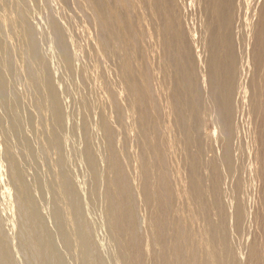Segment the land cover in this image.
I'll list each match as a JSON object with an SVG mask.
<instances>
[{
    "label": "bare ground",
    "instance_id": "1",
    "mask_svg": "<svg viewBox=\"0 0 264 264\" xmlns=\"http://www.w3.org/2000/svg\"><path fill=\"white\" fill-rule=\"evenodd\" d=\"M32 1V0H31ZM36 1V0H35ZM38 1H40L41 2V0H38ZM38 1H36L37 3H38ZM56 1V0H55ZM54 1V2H55ZM58 1V0H57ZM62 2L61 3H66L67 2V0H61ZM70 1V0H69ZM73 1V0H72ZM75 1V0H74ZM79 1V0H78ZM81 2H82V0H80ZM79 1V2H80ZM125 1V0H124ZM127 1V0H126ZM129 1H131V0H129ZM138 1V0H137ZM140 1V0H139ZM137 2V3H140V2ZM148 1V0H147ZM171 1V0H170ZM187 1V0H186ZM199 1V0H198ZM204 1V0H203ZM213 1H215V0H213ZM237 1V0H236ZM249 1V0H248ZM27 0L25 1V0H0V99L2 100V104H4V106H5V108L3 109V110H6V117L10 120V122L9 121H7L8 123H10L9 125H8V128H6V126L5 127H3L5 130H2L1 128V130L2 131H4V133L2 134V137H1V139H3L4 138V142L3 143H5V144H3V143H1V139H0V143L2 144V147H4V145H5V148L4 149H6V150H3L4 152H2L1 154H2V157H3V153H5V157H3V159H2V161H4V158H5V163L7 162L8 163V168H7V165H6V168L8 169V171H7V169H6V171L8 172V175H9V177H6L7 179H9V181H8V185L6 184V186H9L10 184H9V182L11 183V185L9 186L10 188H11V186H12V188H11V192H12V189H13V195H14V198H12L13 200L12 201H14L15 203H16V206H14V207H16L17 209H15L14 208V210L16 211L17 210V214H16V216L18 217L19 215H20V217H21V219L18 217L17 219H20L19 220V223H18V221H17V223L18 224H22L21 226L19 225L18 226V224H17V226L18 227H21V229H20V235L18 234L19 232H18V229L16 230L18 233H16L17 235H19L20 236V239L21 240H19V243H20V241H21V245H19L18 244V246H20V247H22V248H17L18 250L17 251H19V249H20V251L19 252H21L22 253V251H24L26 254L25 255H27V256H25V258L26 257H28V263L29 264H235V262H236V260H234L233 258H230V260H234V262L233 261H230L229 259H228V256H231V255H229L230 253H231V250H229V248L233 245V247H234V243L233 244H231V246H230V244H229V246L230 247H228V243H226V239H225V237L224 236H227L226 235V233L228 232L229 233V230L231 229L232 231L234 230V229H232V228H234V227H237V224H239V222L241 223V221L243 222V221H246V223H247V220H241L240 218H241V214L245 211H243L242 210V212L240 211L241 209V206L240 205H242L241 203H240V208L238 207V204L235 206V204H233L232 202V204L234 205V206H232V207H230V211L231 210H233L232 212H231V215H229V218L227 217V218H224V216L222 215V213L224 214V212H222L223 211V209L221 210V212L222 213H220V209H218L219 207H221V205H220V203L222 202V201H220V203L219 204H217L216 202H215V199L217 198L216 196H215V199L213 200H211V199H209V200H206V197H205V192H204V189L202 188V186H201V184H200V181H201V177L200 176H198L197 175V168L202 164H200V165H197V164H199L197 161H195L196 160V158H198V157H195V155H197L198 153H200V152H198V150L199 149H201V148H199V147H197L196 146V148H198V150L197 149H195V154L193 155L194 157H195V160L193 159V156H188L187 157V154H186V152H187V150H186V152L184 151V147H186V144L184 143V145L182 146L181 145V140L182 139H180V137L179 138H175V139H173V141L172 140H170V137H169V141H167V140H164L165 138H167V137H164L163 138V135L162 134H164V135H166L167 136V134H165V133H168L170 130L172 131V129H170L171 127L173 128V126H170L169 125V123H170V118L172 117V116H174V112H172L173 111V109H174V106L176 107V105L175 104H173V102H174V100H172L171 99V96L170 97H167V102L166 103H164L165 101H166V99H165V101L163 102L162 101V103H164V105L166 104V111H165V109L163 110V111H165V112H163V113H165V114H167V115H165L166 117H167V119L165 118V120L163 119V120H161V117H165V116H163V115H161L160 114V109L162 108H159V111L157 110V108H156V104L158 105L160 102H158V103H156L155 102V98H154V96H152V95H155V91L153 90V89H155L156 90V88H153V86L152 87H150L151 89H152V93H154V94H152L151 93V89L149 90V81L150 80H153V79H150L149 80V78H151L152 76H148L147 74H149L150 75V70L152 69H147V70H149L148 72H150V73H147V74H145L144 73V71H143V69L141 70V71H139L140 69V66L139 65H137L135 62V59H134V61H133V55L134 54H136V53H139L138 51L136 52L135 50H134V45H133V42L134 43H136L135 42V40H133V39H136V41H137V44H138V40H137V38L139 37H141L140 36V31H138V30H140V29H136V25L137 24H135L134 26H132L131 24H128V23H126V21H125V19L123 18V10H125V6H126V4L124 5L123 4V2L121 1V0H85V3H86V8H89V10H90V12H91V15L89 16V15H87L88 16V19L90 18V17H92V20L93 21H91V22H93L94 23V25H95V27H96V30L98 31V34H97V37L96 36H94V38L97 40V42L95 41V39L93 38V37H91V32L92 31H95V30H93V28H92V31L90 30V33H89V31H88V33L90 34L89 36L91 37V38H93L94 39V41L97 43V44H95V46H94V49H96V51H98V52H100L99 54H104V53H106V54H111V55H109L110 57H112V56H114L113 58L115 59H117V61L115 62L114 61V59L113 60H111V58L109 59L110 61H114V64L115 63H118V65H119V68L118 69H120L119 71L122 73V75H121V77H120V79H119V76H120V74H119V76H117V79H119V83H120V85H121V83H122V87H123V89H121L120 88V85H119V88L118 89H121L120 91H122V92H124L125 91V93L124 94H126V96H124V101H126L127 100V103L125 102V109L128 107V111H126L127 113H128V116L126 115V113L125 114H123V110H125V109H123V105L122 104H120L119 103V101H120V99H119V97H120V91H116L117 89H116V87H113V88H115V90L111 87V86H106V88H105V92L107 91V94L109 95V97H111V98H109L110 100H111V104H112V109H114V115H116V117H111V114H113V113H111L110 115H109V112L107 113V110L110 108L109 106H108V104H105V103H103L102 101L103 100H100L102 103H103V105H101L102 103H99V101L98 100H95V95L92 93V91H93V89H92V86H93V83L95 82V80H94V78H95V76L93 77V75L91 74V73H89V70H90V72H92L91 71V69H93L92 67H91V65H90V68L91 69H89V66L87 67V65H85L84 63H83V60H85L84 59V56H83V54L84 53H82V56H83V58H82V56L80 55L81 53L79 52V51H77L76 50V47L79 45V44H82L83 42H84V40L82 41L81 39V43L79 42V44H77V46L75 47L74 46V44H75V42L74 41H72V38H71V36L70 35H72V34H68V32H70L71 33V31H73V30H75L74 32H76V29H73L72 30V28L73 27H75V26H77V28H78V23L76 22V24L77 25H75L74 26V22H72V18H71V22L73 23V24H70V23H66L65 21V19H64V17H65V15H67L68 16V14L67 13H69V12H65V11H68V10H63L66 14L65 15H63L62 17H63V20H65L64 22L65 23H63L61 20H59V17H57L56 15H54L55 13H49V16H48V19H47V22L45 23L46 25H44V26H46V32H44V30H42L44 33H42L44 36H45V38L49 41V44H50V46H48L49 44H48V42H46L47 40L45 39V42H46V44L44 43V40H42V43L43 44H45L47 47H50V49L49 50H51V52L52 53H54L55 55L53 56V54L51 53V55L53 56V57H55L56 56V59L58 60V66H60L61 67V69H63V70H59V67H58V70L61 72L60 73V75L62 74H64L65 72L64 71H66L67 73H69V76H70V74H71V77H73L74 75V77H75V79H76V76H77V79H80V80H78L79 81V84H80V81H81V86L82 87H80V93H81V91H82V93L81 94H79L78 95V93H77V95L79 96V97H76V93H75V97H74V99L76 100V98H78V102L79 103H77L79 106L78 107H76L78 110H79V112L77 113V114H80L81 116V118H82V120H80L81 118H79V120L81 121V125H80V127H79V125H78V123H77V127L74 129V130H72V131H76V129H77V131L78 130H80V131H82V132H80V131H78V132H80V133H83V136H84V140H83V144L82 145H80L79 143H80V141H79V143L78 142H75V144L77 143V144H79V146L80 147H77L78 145H76V147L78 148V149H76V147H75V149H74V147H70L71 146V144L69 145V143L70 142H74V141H71V138H72V140H73V138H74V136L76 135H79L78 133L77 134H75L74 132V134H72V133H70V134H72L71 135V138H69L70 139V141L68 140V137L70 136L69 134V136L67 135V133H66V128H67V125H66V122H67V117H68V114H67V111L64 109L65 108V106L63 105V103H65V101H66V99L67 98H65V101L62 103V100H63V98H61V96H63L62 95V93H61V91H60V85L61 84H58V83H56V82H60L59 80H61L62 81V79H60V77L61 78H63L64 77V79H63V81H65V79H67L68 78V76H66L67 78H65V76H63L62 77V75L60 76L58 73L56 74V75H58V76H60L59 77V79H58V77H57V80H56V82H55V80H54V75H53V72H52V70L50 69V67H49V62H50V60L52 59H50L49 61H48V56H46L47 54V52L45 53V54H43L42 53V51L39 49L40 48V46L42 45V43H41V45L39 46V41H38V38L39 37H41V35H39V33H38V36H37V30L35 29L36 27L37 28H40L41 26H42V24L41 23H43V22H45V17L43 18L42 17V19H43V22H41V21H39L38 23H40L41 25L40 26H38L37 25V22H36V24L34 23L35 21L32 19V17L30 16V15H33V14H30L29 15V12H28V9H30L27 5ZM35 2V3H36ZM48 2V1H47ZM46 2V4H48ZM53 2V1H52ZM60 2V1H59ZM78 2V3H79ZM80 2V3H81ZM132 2V1H131ZM143 2H145V3H147L146 2V0L145 1H143ZM149 2V1H148ZM153 2V1H152ZM154 2H155V0H154ZM153 2V4H155ZM159 2V1H158ZM163 2V1H162ZM216 2V1H215ZM223 2V1H222ZM234 2V1H233ZM246 2V1H245ZM29 3V2H28ZM45 3V2H44ZM49 3H51V2H49ZM77 2H75V4H76ZM79 3V4H80ZM84 3V4H85ZM126 3V2H125ZM137 3L136 4H134V2H133V4L131 5L132 7H133V5L135 6V5H137ZM142 3V2H141ZM166 3V2H165ZM165 3H163V4H165ZM182 3V2H181ZM200 3V2H199ZM203 2L201 1V4H202ZM217 3V2H216ZM226 3V2H225ZM229 3H230V1H229ZM235 3V2H234ZM243 3V2H242ZM251 3V2H250ZM258 3V2H257ZM32 4V3H31ZM33 4H34V2H33ZM32 4V6H33V8H31V9H36V8H34V7H36V6H34ZM39 4V3H38ZM41 4V3H40ZM40 4H39V6L38 7H40ZM52 4V3H51ZM55 4H57V2L55 3ZM67 4V3H66ZM66 4H64V6L63 7H65V9H73V8H66ZM68 4H69V2H68ZM70 4H71V2H70ZM73 4H74V2H73ZM127 4H129V2L127 3ZM150 4V3H149ZM153 4H150L151 6H153ZM163 4H161V5H163ZM204 4V3H203ZM212 4V3H211ZM223 4V3H222ZM237 4V3H236ZM251 4H255L254 2L253 3H251ZM42 5H45V4H42ZM139 5V4H138ZM146 5V4H145ZM157 5H159V3H157ZM172 5V4H171ZM175 5H176V3H175ZM199 5V4H198ZM209 5V4H208ZM243 5V4H242ZM248 5V4H247ZM47 5H45V7H46ZM49 6H51L50 4H49ZM58 5H56V7H57ZM79 6V5H78ZM81 6H83L82 4H81ZM80 6V9L82 8L83 9V7H81ZM140 6V5H139ZM150 6V7H151ZM155 6H156V4L154 5V7H153V10H158V7L156 6V8L157 9H154L155 8ZM205 6V5H204ZM258 6V5H257ZM262 6V5H261ZM42 7V6H41ZM41 7H40V10H41ZM44 7V9L46 10V8ZM52 7V6H51ZM60 7V6H59ZM63 7H62V9H63ZM67 7H68V5H67ZM70 7V6H69ZM128 7V6H127ZM132 7H130V9L129 10H131V8ZM138 7V6H137ZM141 7H143L144 8V10L142 11L143 12V14L145 13V14H147V13H150V12H144V11H148V10H145L146 8V6L144 7L142 4H141ZM148 7V6H147ZM150 7H148V9L150 8ZM179 7H181V6H179ZM207 7V6H206ZM213 7H215V6H213ZM219 7H222V6H219ZM226 7V6H225ZM229 7H230V4H229ZM228 7V8H229ZM237 7V6H236ZM239 7V6H238ZM242 7V6H241ZM47 8H50V7H47ZM76 8V7H75ZM73 9V11L74 10H76V9ZM85 8V9H86ZM129 8V7H128ZM127 8V9H128ZM134 8H136V7H134ZM163 8V7H162ZM166 8V7H165ZM208 8V7H207ZM206 8V9H207ZM211 8V7H210ZM216 8V10H217V7H215ZM251 8H252V6H251ZM38 9V8H37ZM44 9H43V11H44ZM62 9L60 8L59 10H61L62 11ZM77 9H79V8H77ZM80 9L78 10V11H75V12H79L80 11ZM137 9V8H136ZM140 8H138L137 10H139ZM160 9V8H159ZM164 9V8H163ZM227 9V8H226ZM235 9V8H234ZM254 9V8H253ZM259 9V8H258ZM88 10V11H89ZM128 10V11H129ZM133 10V9H132ZM166 10V9H165ZM177 10V9H176ZM215 10V11H216ZM252 10V9H251ZM38 11V10H37ZM42 11V10H41ZM40 11V12H41ZM42 11V12H43ZM48 11V10H47ZM50 11H51V9H50ZM50 11H48V12H50ZM54 11V9H52V11L51 12H53ZM62 11V12H63ZM150 11H152L151 9H150ZM154 11V12H155ZM159 11V10H158ZM162 11H164V10H162ZM167 11V10H166ZM166 11H164V13L166 12ZM189 11V10H188ZM212 11V10H211ZM210 11V12H211ZM223 13H224V11L223 10H221ZM260 11V10H259ZM32 12V11H31ZM45 12V11H44ZM43 12V13H44ZM48 12H46V13H48ZM71 12V11H70ZM81 12V11H80ZM85 11H82V13L81 14H85L84 13ZM127 12V11H126ZM130 12V11H129ZM133 12V11H132ZM132 12H130V14L132 13ZM157 12V11H156ZM160 12H161V10H160ZM168 12H169V10H168ZM174 12V11H173ZM200 12V11H199ZM219 12V11H218ZM221 12V13H222ZM228 12V11H227ZM230 12V11H229ZM233 12V11H232ZM237 12V11H236ZM37 13V12H36ZM46 13H44V14H46ZM136 13H137V11H136ZM138 13H140V12H138ZM137 13V15H139ZM170 13H171V10H170ZM208 13V12H207ZM216 13H217V11H216ZM234 13V12H233ZM248 13V12H247ZM252 13V12H251ZM254 13V12H253ZM40 13L38 12V15H39ZM62 14H64V13H62ZM61 14V15H62ZM73 14V13H72ZM77 14H79V13H77ZM124 14H128V13H124ZM140 14H142V13H140ZM144 14V15H145ZM176 14V13H175ZM194 14V13H193ZM206 14V13H205ZM225 14V13H224ZM37 15V16H38ZM61 15H59L60 17H61ZM74 15V14H73ZM72 15V16H73ZM129 15V14H128ZM127 15V16H128ZM144 15H143V17H144ZM149 14H147L146 16H148ZM153 15V14H152ZM154 15H156L157 17H158V15L157 14H155L154 13ZM153 15V16H154ZM167 15V14H166ZM217 15V14H216ZM237 15V14H236ZM254 15V14H253ZM40 16H42V14H40ZM76 16H78V15H76ZM83 16V15H82ZM126 16V15H125ZM132 16V20H134V18L135 17H133L134 16V14H132V15H130V17ZM142 16V15H141ZM153 16H151V17H153ZM163 16V15H162ZM181 16V15H180ZM202 16V15H201ZM205 16V15H204ZM203 16V17H204ZM222 16V15H221ZM224 16V15H223ZM226 16H227V14H226ZM230 16V15H229ZM250 16V15H249ZM260 16V15H259ZM29 17H31V20H33V24L34 25H37L36 27H34L33 26V24L31 23L32 21L31 20H29L30 18ZM35 17V11H34V16H33V18ZM47 17V16H46ZM68 17H71V15L70 16H68ZM74 17V16H73ZM79 17V16H78ZM129 17V18H130ZM136 17H138V16H136ZM149 17H150V15H149ZM148 18V20L149 19H151L152 20V18ZM164 17V16H163ZM173 17V16H172ZM176 17V16H175ZM178 17V16H177ZM176 17V18H177ZM194 17V15H192V18ZM228 17V16H227ZM234 17V16H233ZM248 17V16H247ZM263 17V16H262ZM39 18V17H38ZM37 17H36V19H38ZM75 18V17H74ZM80 18V17H79ZM83 18H84V16H83ZM128 18V19H129ZM139 18H141V17H139ZM145 18V17H144ZM143 18V19H144ZM147 18H145L146 20H147ZM162 18V17H161ZM166 18V17H165ZM183 18V17H182ZM186 19L188 18V17H185ZM202 18V17H201ZM231 18V17H230ZM241 18H242V16H241ZM61 19V18H60ZM76 19H77V17H76ZM88 19L86 18L85 20H83L82 19V22H84L85 23V21L87 20L88 21ZM136 19V18H135ZM138 19V18H137ZM143 19H141V20H143ZM154 19V18H153ZM157 19V18H156ZM156 19H154V20H152L151 22H154V21H156ZM170 19V18H169ZM169 19H167V20H169ZM175 19V18H174ZM178 19V18H177ZM177 19H176V21H177ZM198 19V18H197ZM221 19V18H220ZM251 19V18H250ZM254 19V18H253ZM40 20H41V18H40ZM79 20V19H78ZM77 20V21H78ZM131 20V21H132ZM146 20H145V22H146ZM159 20V19H158ZM164 21H165V19H163ZM163 20H161V21H163ZM179 20V19H178ZM195 20V19H194ZM205 20V19H204ZM242 20V19H241ZM244 20H246V19H244ZM249 20V19H248ZM31 21V22H30ZM37 21V20H36ZM69 21V20H68ZM74 21H76V20H74ZM89 21V22H90ZM138 21V20H137ZM136 21V22H137ZM171 21V20H170ZM184 21H185V19H184ZM207 21V20H206ZM210 21V20H209ZM225 21V20H224ZM227 21V20H226ZM235 21H236V19H235ZM250 21V20H249ZM259 21V20H258ZM261 21V20H260ZM80 22V24H81V21H79ZM90 22V23H91ZM128 22H130V20L128 21ZM133 22H135V21H133ZM141 22V21H140ZM149 22V21H148ZM150 22V23H151ZM160 22V21H159ZM169 22V21H168ZM173 22V24H174V22L175 21H172ZM171 22V23H172ZM180 22V21H179ZM182 22V21H181ZM181 22H180V24H181ZM188 22V21H187ZM208 22V21H207ZM221 22H223V21H221ZM238 22V21H237ZM242 22V21H241ZM255 22V21H254ZM83 23V24H84ZM90 23H88V25L90 24ZM130 23H132V22H130ZM138 23V22H137ZM149 23V24H150ZM157 23V22H156ZM164 23V22H163ZM163 23H161L162 25H163ZM176 23V22H175ZM195 23V22H194ZM258 23V22H257ZM68 25L69 26V24H70V26L72 25L73 27L72 28H70V26L68 27V28H70L71 29V31H66L67 30V27H66V25ZM87 24V22L85 23V25ZM140 24V23H139ZM143 24V23H142ZM142 24H141V26H142ZM147 24V23H146ZM154 24V23H153ZM167 24V23H166ZM169 24V23H168ZM173 24H170L171 26L173 25ZM190 24V23H189ZM200 24V23H199ZM207 24V23H206ZM206 24H205V26H206ZM225 24V23H224ZM232 24V23H231ZM87 25V26H88ZM92 25L93 24H91L90 25V27H92ZM127 25H130V26H127ZM157 25H160V24H157ZM176 25V24H175ZM192 25H194V24H192ZM203 25V24H202ZM201 25V26H202ZM208 25V24H207ZM239 25H240V23H239ZM248 25H249V23H248ZM82 26V25H81ZM147 26V25H146ZM146 26H144L145 28H146ZM153 26H155L156 27V24L155 25H153ZM169 26V25H168ZM171 26H169V27H171ZM174 26V25H173ZM178 26H181V25H177L176 27H177V29H178ZM185 26V25H184ZM189 25H187V27H188ZM195 26V25H194ZM208 26H210V25H208ZM218 26V25H217ZM235 26V25H234ZM260 26V25H259ZM43 27V26H42ZM85 28H86V26H84ZM90 27H88V29L90 28ZM138 27V26H137ZM143 27V28H144ZM151 27H152V23H151ZM159 27V26H158ZM158 27H156V29H158ZM161 27V26H160ZM159 27V28H160ZM165 27V26H164ZM169 27H168V29H169ZM175 27V28H176ZM198 27V26H197ZM207 27V26H206ZM230 27V26H229ZM264 27V26H263ZM76 28V27H75ZM81 28V27H80ZM142 28V27H141ZM163 28V27H162ZM174 28V29H175ZM185 28V27H184ZM213 28V27H212ZM222 28V27H221ZM234 28H236V26L234 27ZM244 28V27H243ZM43 29H45V27L43 28ZM69 29V30H70ZM79 29V28H78ZM83 29V28H82ZM95 29V28H94ZM129 29V31H127ZM151 28H150V26H149V30H150ZM152 29H154L153 27H152ZM161 29V28H160ZM160 29L158 30V31H160ZM164 29H166V30H168L167 28H164ZM163 29V30H164ZM188 29V28H187ZM191 29V28H190ZM190 29H189V31H190ZM199 29H201V28H199ZM202 29H205V28H203L202 27ZM207 30H208V28H206ZM241 29V28H240ZM262 29V28H261ZM260 29V30H261ZM38 30H41V29H38ZM85 30V29H84ZM130 30H132L133 32L131 33L130 32ZM162 30V29H161ZM170 30H171V28H170ZM169 30V31H170ZM179 30H180V28H179ZM181 30H183L182 28H181ZM194 30H195V28H194ZM198 30V29H197ZM250 30V29H249ZM42 31H39L40 33L42 32ZM83 31V30H82ZM142 31V33L141 34H144L143 33V30H141ZM145 31V30H144ZM148 31V30H147ZM147 31H145L146 33H147ZM165 31V30H164ZM164 31H162V32H164ZM175 31H176V29H175ZM174 30H173V32H171V33H174L175 32ZM184 31H185V29H184ZM183 31V32H184ZM187 31V30H186ZM186 31H185V34H186ZM199 31V30H198ZM206 31V30H205ZM219 31H221V30H219ZM226 31V30H225ZM228 31V30H227ZM230 31H232L231 29H230ZM262 31V30H261ZM131 33L130 35L128 34V33ZM151 32H153V35L154 36H159V35H155L157 32H155L154 33V31H151ZM166 32V31H165ZM177 32H178V30H177ZM182 32V33H183ZM194 32V31H193ZM229 32V31H228ZM80 33H81V31H80ZM149 33V32H148ZM167 33H169V32H166V35H164V36H167ZM180 33H181V31H180ZM179 32H178V34H180ZM182 33H181V36L183 37V35H185V34H183L182 35ZM188 33V32H187ZM189 33H192V30L189 32ZM199 33V32H198ZM205 32H203L202 34H204ZM211 33V32H210ZM209 33V34H210ZM236 33H238V31L236 30ZM242 33V32H241ZM251 33H252V31H251ZM46 34V35H45ZM76 34H79L78 33V31H77V33ZM75 34V35H76ZM84 35L85 34H87L86 33V31L83 33ZM93 34V33H92ZM150 34V33H149ZM149 34H147V36L149 37L150 35ZM160 34H161V32H160ZM174 34H177V33H174ZM174 34H171V35H174ZM177 34V35H178ZM194 34H195V32H194ZM227 34V33H226ZM262 34H264V33H262ZM42 35V36H43ZM94 35V34H93ZM192 35V34H191ZM207 35V34H206ZM242 35V34H241ZM44 36H43V38H44ZM78 36H80V34L78 35ZM82 36V35H81ZM144 36V38L146 37V34H144V35H142V37ZM152 36V35H151ZM163 35H161V37H162ZM168 36H170L169 34H168ZM167 36V37H168ZM176 36V35H175ZM178 36H180V35H178ZM177 36V37H178ZM186 36V35H185ZM187 36H188V34H187ZM202 36H205V35H202ZM201 36V37H202ZM208 36V35H207ZM212 36V35H211ZM247 36V35H246ZM256 36V35H255ZM263 36V35H262ZM38 37V38H37ZM72 37H73V40L75 39V37L72 35ZM88 37V36H87ZM153 37V36H152ZM190 37V36H189ZM198 37H200L199 35H198ZM206 37V36H205ZM252 37V36H251ZM42 38V39H43ZM84 39L86 38V37H83ZM91 38H86V40L87 39H91ZM138 38V39H139ZM143 38V39H144ZM147 38V37H146ZM146 38L144 39V40H146ZM151 38V37H150ZM156 37H154V38H152V39H155ZM158 38H160V37H158ZM163 38V40L165 41L166 39H164V37H162ZM161 38V39H162ZM169 38V37H168ZM176 38V37H175ZM175 38H174V36H173V40H175ZM186 38H188V37H186ZM191 39V42H192V38L193 37H190ZM228 38V37H227ZM231 38V37H230ZM235 38V37H234ZM253 38V37H252ZM40 39V38H39ZM76 39L78 40L79 38H77V35H76ZM142 39V40H143ZM170 39V38H169ZM176 39H178L179 40V38H176ZM181 39V38H180ZM189 39V38H188ZM199 39H201V38H199ZM204 39V38H203ZM209 39V38H208ZM207 39V40H208ZM214 39V38H213ZM257 39V38H256ZM79 40V41H80ZM133 40V41H132ZM140 40V39H139ZM141 40V41H142ZM143 40V41H144ZM156 40V39H155ZM172 39H170V41H171ZM172 40V41H173ZM183 40V39H182ZM196 40V39H195ZM216 40V39H215ZM234 40V39H233ZM262 40V39H261ZM89 41H91V40H89ZM161 41V40H160ZM167 42L169 41V40H166ZM171 41V42H172ZM177 41V40H176ZM199 41V40H198ZM197 41V42H198ZM204 41V40H203ZM211 41V40H210ZM241 41V40H240ZM251 41V40H250ZM254 41V40H253ZM39 42V43H38ZM85 42H87V41H85ZM84 42V43H85ZM92 42H93V40H92ZM91 42V43H92ZM94 42V43H95ZM147 42V41H146ZM149 42L151 43V40L149 39ZM153 42V41H152ZM178 42H180V41H178ZM187 42H189V41H187ZM195 42V41H194ZM200 42V41H199ZM201 42H202V39H201ZM201 42H200V44H201ZM205 42V41H204ZM212 42V41H211ZM239 42V41H238ZM242 42V41H241ZM244 42V41H243ZM242 42V43H243ZM90 43V42H89ZM88 43V44H89ZM91 43H90V45H89V47L91 46ZM93 43V44H94ZM144 42H142V44H143ZM168 43H170V42H168ZM168 43H166L167 45H169ZM172 43H174V42H172ZM203 43V42H202ZM223 43V42H222ZM241 43V44H242ZM248 43V42H247ZM253 43V42H252ZM263 43H264V41H263ZM15 44V45H14ZM142 44H138L137 46H139L140 45V47H139V51L141 52V50H142V48L143 47H145V45L141 48V45ZM148 44V43H147ZM155 44H156V42H155ZM158 44V43H157ZM162 44H164V43H162ZM161 44V45H162ZM180 44H182L181 42H180ZM193 44V43H192ZM197 44V43H196ZM206 44V43H205ZM233 44V43H232ZM239 44H240V42H239ZM244 44V43H243ZM45 45H42V49H44V47H46ZM87 45V44H86ZM150 45V44H149ZM152 45H154V44H152ZM159 45H160V43H159ZM165 45V44H164ZM170 45H172V44H170ZM169 45V46H170ZM179 45V44H178ZM177 45V46H178ZM183 45H184V43H183ZM191 45V44H190ZM202 45V44H201ZM201 45H198V46H200V49H202V48H204L205 47V45L203 44L202 46H204V47H202L201 48ZM209 45V44H208ZM214 45V44H213ZM250 45V44H249ZM258 45V44H257ZM44 46V47H43ZM82 46H84V44H82ZM177 46H175V47H177ZM187 46V45H186ZM192 46V45H191ZM196 46V45H195ZM228 46V45H227ZM226 46V47H227ZM241 46V45H240ZM239 46V47H240ZM246 46V45H245ZM259 46V45H258ZM264 46V45H263ZM78 47H81V45L80 46H78ZM85 47V46H84ZM84 47H83V49H84ZM88 46H87V49L89 48ZM92 47V50H93V46H91ZM148 48H150L149 46H147ZM160 47H162V46H160ZM167 46H165V48H166ZM173 47V46H172ZM183 48V46H180V48ZM197 47V46H196ZM208 47V46H207ZM210 47V46H209ZM230 47V46H229ZM256 47V46H255ZM132 48H133V50L136 52V53H132L131 52V50H132ZM135 48H137V47H135ZM158 49V47H157V45H156V47H155V45H154V49ZM168 49H169V47H167ZM166 48V49H167ZM171 48V47H170ZM174 48V47H173ZM172 48V49H173ZM179 48V47H178ZM179 48V49H180ZM184 48L186 49V47L184 46ZM191 49H193L192 47H190ZM217 48V47H216ZM236 48V47H235ZM234 48V49H235ZM248 48V47H247ZM259 48V47H258ZM47 49V48H46ZM82 49V47H81V50H83ZM87 49H85V50H87ZM91 49V48H90ZM141 49V50H140ZM144 50H143V52L145 51V48H143ZM161 50H158V51H161L162 52V48H160ZM174 49H176V48H174ZM188 49H189V47L187 48V51H188ZM213 49V48H212ZM241 49V48H240ZM245 49V48H244ZM262 49H263V47H262ZM80 50V51H81ZM148 50V49H147ZM150 50H152L151 48H150ZM150 50H148V51H150ZM165 50V49H164ZM163 50V52H162V55L161 56H163L165 53V51ZM195 50V49H194ZM194 50H189L191 53H193L194 52ZM203 50V49H202ZM204 50H207L206 52H208V49H204ZM248 50V49H247ZM260 50V49H259ZM44 51V50H43ZM93 51H95V50H93ZM133 51V52H134ZM156 51V50H155ZM154 51V52H155ZM175 51V50H174ZM174 51H172L173 53H171L172 55L173 54H175V52ZM179 50L177 49V55L175 54V56H174V58L175 57H177L178 56V54L180 53V52H178ZM184 51H186V50H184ZM186 51V52H187ZM246 51V50H245ZM49 52V51H48ZM79 52V53H78ZM83 52H84V50H83ZM88 52H90V53H92V51H89V49H88ZM97 52V53H98ZM146 52V51H145ZM145 52H144V54H145ZM161 52H159V53H161ZM169 52H171V51H169ZM261 52V51H260ZM17 53V57H18V54L21 56V58H22V60H23V68H19L20 67V65H21V62H20V65L17 67V64H19V57H18V59L16 60L17 61V64H16V62H15V58H14V55ZM86 53V52H85ZM94 53V52H93ZM147 53V52H146ZM151 53V52H150ZM152 53H153V51H152ZM159 53H158V56H159ZM164 53V54H163ZM190 53V55L191 56H193V54H191ZM201 53H203L202 51H201ZM209 53V52H208ZM213 53V52H212ZM216 53V52H215ZM215 53H213V54H215ZM230 53V52H229ZM232 53V52H231ZM106 54H105V57H107L108 58V56H106ZM140 54V53H139ZM143 54V55H144ZM167 55H169V58H170V53L168 54V53H166ZM181 54V53H180ZM183 54H185L184 52L182 53V55ZM204 54H205V52H204ZM210 54V53H209ZM219 54V53H218ZM228 54V53H227ZM237 54H239V52L237 53ZM244 54V53H243ZM49 55V54H48ZM85 56H86V54H84ZM88 55V54H87ZM93 55H95V54H93ZM93 55H91V56H93ZM142 55V54H141ZM140 55V56H141ZM148 55L150 56L151 54H149V52H148ZM186 55V54H185ZM194 55H195V53H194ZM198 55V53L196 54V56ZM200 55V54H199ZM198 55V56H199ZM211 55V54H210ZM225 55V54H224ZM231 55V54H230ZM257 55V54H256ZM50 56V55H49ZM51 56V57H52ZM103 56V55H102ZM135 56V55H134ZM136 56H137V54H136ZM153 56V54L150 56V57H152ZM164 56H166V55H164ZM184 56V55H183ZM182 56V57H183ZM191 56H189V60H190V58H191ZM202 56H204V55H202ZM201 56V57H202ZM206 56V55H205ZM204 56V57H205ZM208 56V55H207ZM215 56V55H214ZM226 56V58H227V55H225ZM224 56V57H225ZM238 56V55H237ZM242 56V55H241ZM88 57L90 58V54L88 55ZM142 57H144V56H142ZM147 57V56H146ZM167 58H168V56H166ZM173 57V56H172ZM179 58H180V55L178 56ZM177 57V58H178ZM185 57V56H184ZM187 57V56H186ZM194 57V56H193ZM192 57V60L195 62V60H194V58ZM224 57H222V58H224ZM229 57V61L231 60L232 61V57L231 56H228ZM231 57V58H230ZM235 57V56H234ZM246 57V56H245ZM251 57H252V54H251ZM50 58V57H49ZM85 58H87V57H85ZM92 58V57H91ZM91 58L89 59L90 60V62L91 61H93V59L95 60L96 58V60H100V58H99V56L97 55V57L95 56L94 58H92V60H91ZM134 58H136V59H138V56L137 57H134ZM149 58V57H148ZM148 58H145V59H148ZM163 58V57H162ZM166 58V59H167ZM168 58V59H169ZM210 58H211V56H210ZM209 58V59H210ZM255 58V57H254ZM263 58H264V56H263ZM81 59H83V60H81ZM104 59V58H103ZM102 59V60H103ZM156 59H158V58H156L155 57V60ZM161 59V58H160ZM159 59V60H160ZM173 59V58H172ZM172 59L170 58V60L171 61H168V60H165V61H167L166 62V64L168 65V62H172ZM181 59H184V62H185V64H186V61H188V58H187V60L185 61V58H181ZM196 59V58H195ZM203 59V58H202ZM206 59V58H205ZM212 59V58H211ZM233 59H235V58H233ZM237 59V58H236ZM243 59V58H242ZM21 60V59H20ZM107 60V59H106ZM144 60V59H143ZM154 60V61H155ZM163 60V59H162ZM175 60V64L177 63L176 62V58L175 59H173V61ZM180 60V59H179ZM178 60V61H179ZM201 60V59H200ZM213 60V59H212ZM227 60V61H228ZM251 60H252V58H251ZM54 61H56V60H54ZM87 61V60H86ZM85 61V62H86ZM138 61H140V60H138ZM146 62H147V60H145ZM148 61H150V58H149V60ZM152 61V60H151ZM158 60H156V62H157ZM161 61V60H160ZM182 60H180L179 62H181ZM198 61V60H197ZM196 61V62H197ZM207 61V60H206ZM210 61V60H209ZM225 61V60H224ZM230 61V62H231ZM235 61V60H234ZM237 61V60H236ZM253 61H254V59H253ZM261 61V60H260ZM53 62V61H52ZM52 62H51V64H52ZM57 62V61H56ZM97 62V61H96ZM111 62V63H112ZM140 62H142V60L140 61ZM162 62H164V61H162ZM183 62V61H182ZM183 62V63H184ZM191 62V61H190ZM193 62V63H194ZM208 62V61H207ZM213 62L214 61H212V64H213ZM216 62H217V60H216ZM261 62H263V61H261ZM87 63H89V62H87ZM86 63V64H87ZM103 63V62H102ZM143 63H145L144 61H143ZM151 63V62H150ZM153 63V62H152ZM151 63V64H152ZM155 63V62H154ZM174 63H172V64H174ZM211 63V61L210 62H208L207 64H210ZM221 63V62H220ZM226 63V62H225ZM233 63V61L231 62V64ZM238 63V62H237ZM251 63V62H250ZM50 64V65H51ZM89 64H91V63H89ZM93 64L95 65V63H94V61H93ZM92 64V65H93ZM97 64V63H96ZM98 64H100V62L98 61ZM98 64H97V67H98ZM104 65L106 64V63H103ZM107 64H110V62L108 63L107 62ZM113 63H112V65H114ZM139 64V63H138ZM142 64V63H141ZM161 64V63H160ZM159 63L157 64V65H160ZM165 63H163V65H164ZM165 64V65H166ZM175 64L173 65V68H174V66H175ZM179 64V67L180 66H183V65H185V64H183V65H180V63H178ZM187 64H189V63H187ZM197 64V63H196ZM200 64H201V62H200ZM212 64H210V65H208L209 66V68L208 69H210V66L212 65ZM227 64V63H226ZM240 64V63H239ZM53 65H55L56 66V64H53ZM93 65V66H94ZM101 65V64H100ZM117 65V64H116ZM143 66H141V67H145L144 65H146V64H142ZM153 65V64H152ZM156 65V66H157ZM192 65V64H191ZM215 65H217V64H215ZM234 65V64H233ZM243 65V64H242ZM247 65V64H246ZM254 65V64H253ZM110 66V65H109ZM115 66V65H114ZM169 67L170 66H172V65H168ZM186 66V65H185ZM195 66V65H194ZM199 66V65H198ZM201 66H203V64L201 65ZM201 66H199V68L201 67ZM207 66V65H206ZM212 66H214V65H212ZM211 66V67H212ZM223 66H225V65H223ZM228 66H231V67H227V69L228 68H233L232 67V65H228ZM238 66V65H237ZM52 67V66H51ZM86 67L89 69L88 71H87V69H86ZM96 67V66H95ZM104 67V66H103ZM103 67L101 66V69H103ZM107 67H108V65H107ZM112 67V66H111ZM116 67H118V66H116ZM116 67H114L115 69H113L114 70V73H115V70H116ZM148 67V63H147V66H146V68ZM151 67V66H150ZM155 67V64L153 65V68ZM167 67V66H166ZM177 67H178V65H177ZM196 67V66H195ZM217 66H215V68H216ZM238 67H240V66H238ZM244 66H242V68H243ZM255 67H256V65H255ZM254 67V68H255ZM258 67H259V65H258ZM109 68V67H108ZM108 68H107V70L106 71H108ZM113 68V67H112ZM163 68V67H162ZM171 68V67H170ZM173 68H171L170 70L171 71H173L172 69ZM180 68H182V67H180ZM187 68H188V66H187ZM198 68V69H199ZM204 68H205V66H204ZM214 68V69H215ZM222 68V67H221ZM241 68V67H240ZM262 68V67H261ZM54 69H57V67H55ZM100 69V68H99ZM145 69V68H144ZM155 69H157V67L155 68ZM166 69H169V68H166ZM165 68H163V70L165 71L166 70ZM183 69H186L185 67H183ZM189 69H190V67H189ZM203 69V68H202ZM206 69V68H205ZM204 69V70H205ZM212 69V68H211ZM210 69V70H211ZM239 69V68H238ZM94 70H96V69H94ZM109 70H110V68H109ZM112 70V69H111ZM110 70V71H111ZM190 70H194L193 68H191ZM196 70H197V67H196ZM196 70H194V71H196ZM207 70V69H206ZM220 70V69H219ZM224 70V69H223ZM231 70V69H230ZM57 71V70H56ZM62 71L64 72V73H62ZM109 71V72H110ZM117 71V70H116ZM118 71V72H119ZM151 71H153V70H151ZM155 71L156 70H154V72L153 73H155ZM167 71V70H166ZM182 71V70H181ZM186 71V70H185ZM184 71V72H185ZM187 71H188V69H187ZM194 71L192 72V73H194ZM197 71H199V70H197ZM202 71V70H201ZM207 71H209V70H207ZM215 71H217V68H216V70ZM232 72H234V70L232 69L231 70ZM249 71V70H248ZM252 71V70H251ZM255 71V70H254ZM103 71H101V72H99V73H102ZM113 72V71H112ZM143 72V73H142ZM158 72H159V69H158ZM161 72V71H160ZM163 72V71H162ZM168 72V71H167ZM175 72V71H174ZM173 72V73H174ZM178 72V71H177ZM177 72H175V74L177 73ZM214 72V71H213ZM226 72V71H225ZM230 72V71H229ZM231 72V73H232ZM236 72V71H235ZM237 72H240V71H237ZM23 73V74H22ZM56 73V72H55ZM67 73H65V74H67ZM93 73V72H92ZM95 73V72H94ZM157 73V72H156ZM165 73V74H164ZM163 73V75H164V77H166L168 80H169V77H170V75H169V77L168 76H166L167 74H166V72H164ZM172 73V72H171ZM199 73V72H198ZM222 73V72H221ZM228 73V72H227ZM227 73H224V74H227ZM250 73V72H249ZM258 73V72H257ZM256 73V74H257ZM103 74V73H102ZM104 74H105V72H104ZM109 74V73H108ZM113 74V73H112ZM111 73H110V75H112ZM152 74V73H151ZM162 74V73H161ZM161 74H160V77H161ZM174 74V75H175ZM196 74V73H195ZM194 74V75H195ZM200 74V73H199ZM202 74H204L203 72H202ZM207 74V76L209 77V83H213V81H216V79L217 78H215L217 75H215V72L214 73H212V72H207L206 73ZM205 74V75H206ZM236 74V73H235ZM240 74V73H239ZM245 74V73H244ZM255 74V73H254ZM20 75H24L25 76V86L29 89L28 90V92H25V93H29V91H30V93L29 94H31L32 93V103H31V113L29 112V114H28V119H27V117H23L22 115H24L25 113H27L28 112V110L23 114L22 113V110H24V108H22L23 106H22V104H21V100L23 99H21V97L19 96V93H17V94H15L16 92H15V90L13 89V91L15 92H13L12 90H11V93H10V86H11V84H12V82H10V79L12 78V79H17V77L18 76H20ZM73 75V76H72ZM97 75H98V73H97ZM106 75V74H105ZM105 75H101V77H102V79H103V76H105ZM110 75H109V77H110ZM115 75H117V73L115 74ZM153 75V74H152ZM158 75H159V73H158ZM179 75H180V73H179ZM179 75L177 74V76H178V78H180L179 77ZM186 75H188V78H189V72L186 74ZM198 75V74H197ZM197 75H195V76H197ZM229 75V77L232 75V74H227L226 76H228ZM234 75V74H233ZM258 75H259V73H258ZM9 76H11V78L9 77ZM154 76V75H153ZM172 76H173V74H172ZM176 76V77H177ZM184 76V75H183ZM194 76V77H195ZM198 76H200V75H198ZM197 76V77H198ZM204 76V75H203ZM206 76V77H207ZM244 76V75H243ZM93 77V78H92ZM107 77V76H106ZM104 78V79H107V81H108V77L107 78ZM155 77V76H154ZM164 77H162V78H164ZM175 77V76H174ZM185 77V76H184ZM187 77V76H186ZM191 77V76H190ZM192 77H193V74H192ZM193 77V78H194ZM197 77H195V78H197ZM234 77V76H233ZM238 77V76H237ZM255 77V76H254ZM19 78V77H18ZM23 78V77H22ZM21 78V79H22ZM99 78H100V76H99ZM113 78H115V77H113ZM113 78H111L112 80H114ZM158 78V77H157ZM161 78V79H162ZM165 78V80H167ZM173 78V77H172ZM177 78V79H178ZM182 78V77H181ZM195 78L194 79H191V81L192 82H194V80H195ZM203 78V77H202ZM219 78V77H218ZM227 78V77H226ZM226 78H225V80H226ZM242 78V77H241ZM259 78V77H258ZM69 79V78H68ZM73 79V78H72ZM71 79V80H72ZM73 80V81H75V82H73V83H76V80ZM101 79V80H102ZM104 79L102 80V81H104ZM155 79H156V77H155ZM159 79V78H158ZM176 79V80H177ZM184 79V78H183ZM186 79V78H185ZM200 79H201V76H200ZM206 79V78H205ZM112 80H110V81H112ZM160 80V79H159ZM174 80H175V78H174ZM199 80V79H198ZM198 80H197V82H198ZM202 80V79H201ZM219 80V79H218ZM222 80V79H221ZM228 80H230L229 78H228ZM233 80H235V78L233 79ZM242 80H243V78H242ZM253 80V79H252ZM18 81V80H17ZM24 81V80H23ZM63 81H62V85H64L63 84ZM68 81V80H67ZM97 81H99L98 80V78H97ZM156 81H157V79H156ZM160 81H164V79L163 80H160ZM159 81V82H160ZM178 82H181L182 81V79H181V81H179V79L177 80ZM186 81H188V79L186 80ZM185 81V82H186ZM190 81V80H189ZM188 81V82H189ZM238 81V80H237ZM239 81H240V79H239ZM256 81V80H255ZM19 84H20V82H21V80L19 79ZM116 82H118L117 80H116ZM150 82H154V81H150ZM159 82H157V84H160ZM167 82V81H166ZM172 82V81H171ZM175 82V81H174ZM173 82V83H174ZM177 82V83H178ZM184 82V81H183ZM196 81H195V84L197 83ZM200 82V81H199ZM201 82H203V81H201ZM219 82V81H218ZM222 82V81H221ZM226 82V81H225ZM250 82V81H249ZM24 82H22V84H23ZM68 83V82H67ZM67 83H66V85H67ZM72 83V82H71ZM119 83H115V84H119ZM155 83V82H154ZM164 83H165V81H164ZM177 83H175V84H177ZM191 83V82H190ZM207 83H208V81H207ZM206 83V84H207ZM215 83V82H214ZM216 83H217V81H216ZM229 84H230V82H228ZM234 83V82H233ZM233 83H231L230 85H231V87H233ZM240 83H242V82H240ZM258 83V82H257ZM263 83V82H262ZM14 84V83H13ZM68 84H70V83H68ZM97 84V83H96ZM103 85L104 84H106V83H102ZM101 84V85H102ZM162 84V83H161ZM168 84V82L166 83V84H164V86L165 87H167L169 84H170V82H169V84ZM172 84V83H171ZM175 84H173V85H175ZM186 84H188V83H186ZM193 84V83H192ZM198 84V83H197ZM197 84H196V86H197ZM201 83H199V85H200ZM204 84V83H203ZM218 84V83H217ZM229 84H227V85H229ZM260 84V83H259ZM264 84V83H263ZM262 84V85H263ZM61 85V87H63ZM75 85V84H74ZM154 85V84H153ZM167 85V86H166ZM179 85H181V83L179 84L178 83V86ZM190 85V84H189ZM189 85H187V86H189ZM194 85V84H193ZM208 85H210V84H208ZM238 85V84H237ZM241 85V84H240ZM244 85V84H243ZM258 85V84H257ZM22 87V88H26V87ZM77 86V83H76V85H75V87ZM155 86H156V84H155ZM154 86V87H155ZM159 86V85H158ZM158 86H156V87H158ZM162 86H163V84L161 85V88H162ZM177 85L176 86H174L173 88H172V90L175 88V90H178V89H180V88H178V89H176V87H178ZM184 86H186V85H184ZM196 86H194V88L196 87ZM247 86V85H246ZM253 86V85H252ZM254 86H255V84H254ZM19 87H20V85H19ZM67 87H69V85H67ZM71 87V86H70ZM72 87H73V85H72ZM74 87V88H75ZM78 87V86H77ZM99 86H97V88H98ZM104 87V86H103ZM172 87V86H171ZM170 87V85H169V88H171ZM180 87V86H179ZM190 88H192L191 86H189ZM207 87V86H206ZM209 87V86H208ZM212 87V86H211ZM225 87H226V85H225ZM228 87V86H227ZM259 87V86H258ZM257 87V88H258ZM26 88V89H27ZM65 88V87H64ZM63 88V89H64ZM168 88V87H167ZM167 88H166V90H167ZM182 88V87H181ZM194 88H193V90H194ZM210 88V87H209ZM215 88V87H214ZM229 88V87H228ZM235 88V87H234ZM251 87H249V88H247V89H250ZM255 88V87H254ZM254 88H253V90H254ZM21 89V88H20ZM78 89V88H77ZM99 89H102L101 87L99 88ZM98 89V90H99ZM188 89V88H187ZM211 89V88H210ZM230 89V88H229ZM247 89H245V90H247ZM68 90V89H67ZM67 90H65V94H67L66 93V91ZM75 90H76V88H75ZM96 90V89H95ZM95 91V92H99V91ZM124 90V91H123ZM160 90V89H159ZM161 90H163V88L161 89ZM166 90L164 89V92L166 93ZM171 89H170V91L173 93V94H175L174 92H175V90H173L172 91ZM185 90V89H184ZM189 90V89H188ZM192 90V89H191ZM191 90H190V92H191ZM198 90H200L199 88H198ZM217 89H215V91H216ZM226 90H228V89H226L225 88V92L224 93H226ZM234 90V89H233ZM245 90H243L245 93L246 92H248V91H245ZM23 91V90H22ZM62 91H64V90H62ZM69 91V90H68ZM116 91V92H115ZM154 91V92H153ZM157 92H158V94H159V92L160 91H158V90H156ZM168 91V90H167ZM186 91V90H185ZM201 91V90H200ZM200 91H198V93H200ZM208 91H209V89H208ZM212 92H215V91H213V89L211 90ZM210 91V92H211ZM230 91V90H229ZM237 91V90H236ZM243 91H242V93H243ZM12 92H13V95H12ZM20 92V91H19ZM75 92V91H74ZM73 92V90H72V93L70 92H68V94H73L74 93ZM105 92H103V94L105 93ZM171 92H169V94L171 93ZM184 92V91H183ZM188 92V91H187ZM194 92H196L195 90H194ZM231 92V91H230ZM241 92V91H240ZM250 93H251V91H249ZM61 93V94H60ZM64 93V92H63ZM150 93L152 94L151 96L154 98V101H153V99H152V97H150ZM162 93V92H161ZM171 93V94H172ZM179 94L181 93V92H178ZM193 93V92H192ZM202 93V92H201ZM206 93V92H205ZM208 93V92H207ZM223 93V92H222ZM221 93V94H222ZM235 94V92L233 91L232 93H230V96H232L231 94ZM250 93H248V94H250ZM261 93V92H260ZM263 93V92H262ZM8 94H11V96H9ZM67 94V95H68ZM99 94V93H98ZM98 94H96V95H98ZM102 94V93H101ZM101 94H100V96H101ZM107 94H105V95H107ZM158 94H156V96H158ZM178 94V95H179ZM186 94V93H185ZM184 94V95H185ZM218 94V93H217ZM217 94H212L213 96L214 95H217ZM219 94H220V92H219ZM227 94H228V92H227ZM241 94V93H240ZM257 94V93H256ZM28 95V94H27ZM67 95H65L66 97H67ZM107 95V96H108ZM122 95V94H121ZM181 95H182V93H181ZM196 95H197V92H196ZM201 94H198L197 96H200ZM209 95V93L206 95V97ZM211 95V94H210ZM209 95V96H210ZM243 95V94H242ZM245 95V94H244ZM30 96V95H29ZM94 96V97H93ZM100 96H98V97H100ZM155 96V97H156ZM159 96H161V97H166L165 95H163V94H161V95H159ZM174 96V95H173ZM176 94H175V98H176ZM186 96L188 97V98H190L189 96L190 95H187L186 94ZM209 96H208V99H209ZM219 96V95H218ZM217 96V98L219 99V97ZM221 96V95H220ZM234 96V95H233ZM251 96V95H250ZM68 97H70V96H68ZM73 97V96H72ZM71 97V98H72ZM97 97V98H98ZM102 97V96H101ZM127 97V98H126ZM160 97V98H161ZM178 98H176L177 99V101L176 102H178V99H179V96H177ZM182 97H183V95H182ZM181 97V98H182ZM187 97H183V100L185 99V98H187ZM203 97H205L204 96V94L202 95V98ZM223 97H226V96H224V94H223ZM246 97V96H245ZM259 97V96H258ZM69 99V100H72L73 101V99ZM105 97L103 96V99H104ZM125 98H126V100H125ZM181 98H180V100H181ZM195 98H198V97H195ZM195 98H192V99H195ZM213 98V97H212ZM215 98H216V96H215ZM228 98V97H227ZM231 99H232V97H230ZM242 98V97H241ZM99 99V98H98ZM101 99V98H100ZM106 99V98H105ZM109 99H107L106 101H108ZM119 99V100H118ZM156 99H157V97H156ZM169 99V100H168ZM192 99H190L191 100V102H192V104L194 103V101L196 102V101H198V99H195L194 101H192ZM199 99H200V97H199ZM218 99L216 100L215 99V101H216V103H217V101H218ZM222 99H225V98H222ZM236 99V97L234 98V100ZM243 99H245V98H243ZM249 99H251V97L249 98ZM253 99V98H252ZM68 100V99H67ZM68 100V101H69ZM122 100V99H121ZM157 100H159V99H157ZM156 100V101H157ZM189 100V99H188ZM187 99H186V103H187V101H188ZM203 100V99H202ZM209 100H212V104H213V99H211V96H210V99ZM209 100H205L206 102L207 101H209ZM220 100H221V97H220ZM228 100H229V98H228ZM227 100V101H228ZM77 101V100H76ZM118 101V102H117ZM124 101H122V103L124 102ZM182 101V100H181ZM181 101H179V102H181ZM227 101H224L223 100V102H224V104H225V102H227ZM239 101V100H238ZM246 101V100H245ZM250 101V100H249ZM253 101V100H252ZM260 101V100H259ZM190 102V101H189ZM199 102H201V101H199ZM198 102V105L200 104ZM210 102V101H209ZM209 102H207V105H209L210 103ZM220 102H222V101H220ZM219 102V103H220ZM232 102V101H231ZM230 101L228 102V103H231ZM235 102V101H234ZM23 103V102H22ZM25 103H27L26 101H25ZM67 103V102H66ZM65 103V105H67ZM72 103H74V101L73 102H71V104L69 103L68 105H71L72 106ZM154 103H156L155 104V106H154ZM182 103V102H181ZM186 103H184L183 102V104H186ZM197 103V102H196ZM205 103V102H204ZM209 103V104H208ZM218 103V104H219ZM244 103V102H243ZM251 103V102H250ZM105 104V105H104ZM127 104H128V106H127ZM161 104V103H160ZM177 104V103H176ZM180 104V103H179ZM179 104H178V106H179ZM191 104V105H192ZM211 104V105H212ZM223 104V105H224ZM227 104V103H226ZM25 105V104H24ZM76 105V104H75ZM109 107H107V106ZM109 105H110V103H109ZM162 105V104H161ZM164 105H162V106H164ZM181 105V104H180ZM197 105V106H198ZM202 105V104H201ZM204 105V104H203ZM203 105L201 106V109H202V107H203ZM205 105H206V103H205ZM207 105H206V107H207ZM215 105L216 104H214V106H213V108H216L215 107ZM223 105H221V106H223ZM234 105V104H233ZM237 105V103L234 105V106H236ZM241 105V104H240ZM247 106H248V104H246ZM252 105V104H251ZM250 104H249V106H251ZM257 105V104H256ZM1 106V105H0ZM27 107H28V105H26ZM64 106V107H63ZM70 106V107H71ZM127 106V107H126ZM177 106V107H178ZM183 106V105H182ZM200 106V105H199ZM211 106V107H212ZM217 106V105H216ZM226 106V105H225ZM230 106H232V105H230ZM263 106V105H262ZM2 107H3V105H2ZM158 107V106H157ZM176 107V108H177ZM188 107V105L187 106H185V109ZM193 107V106H192ZM205 107V108H206ZM210 106H208V108H209ZM210 107V108H211ZM242 107V106H241ZM252 107H253V105H252ZM1 108V107H0ZM66 108H68V110H69V112H70V108L69 107H66ZM73 108V107H72ZM71 108V109H72ZM75 108V107H74ZM75 108V109H76ZM108 108V109H107ZM164 108V107H163ZM162 108V109H163ZM175 108V109H176ZM181 108V107H180ZM182 108H184V107H182ZM181 108V109H182ZM196 108V107H195ZM194 108V109H195ZM209 108V109H210ZM212 108V109H213ZM229 107H226L224 110H225V113H226V115H228L229 114V116H231L230 115V111L231 110H233L232 109V107H231V109L229 110L228 109ZM235 108H237V107H235ZM254 108V107H253ZM77 109L74 111V110H72V111H74V112H76L77 111ZM123 109V110H122ZM174 109V110H175ZM188 109H190V112H197V111H199L198 109L199 108H197L196 110H194L193 109V111L191 110L192 108H188ZM201 109H200V111H201ZM221 109V108H220ZM240 109V108H239ZM262 109V108H261ZM178 111H180V109H177ZM187 110V109H186ZM205 110H207V109H205ZM249 110V109H248ZM256 110V109H255ZM2 111V108L0 109V112ZM177 111V113L179 114V112ZM181 111H184L185 112V110H181ZM199 111V112H200ZM208 111V110H207ZM206 111V112H207ZM211 111V110H210ZM222 111V110H221ZM236 110H234V112H235ZM251 111V110H250ZM3 112V111H2ZM24 112V111H23ZM73 112V113H74ZM111 112H113V110L111 111ZM173 114H172V113ZM189 114H191L189 111H187ZM209 112V111H208ZM213 112V111H212ZM229 112V113H228ZM237 112V111H236ZM263 112V111H262ZM3 113H5V112H3ZM71 113V112H70ZM162 113V114H163ZM172 114V116L170 117V115ZM176 113V112H175ZM177 113H176V116H177ZM186 113V112H185ZM203 113V110H202V112H201V114ZM220 112L217 110V109H215V117H214V119H215V121H216V123L219 121V124L220 125H222V128L221 129H223L222 130V133H221V135H222V138H224V140H225V142H226V144L227 143H230V139H232V141H234L235 139H233V138H231L232 136H231V134H233L232 133V130H230L229 129V127L231 128V123L229 124L230 126H228V123L230 122H228L227 120H226V117H228V116H223V114L222 115H220L219 114ZM222 113H224V112H222ZM239 113V112H238ZM255 113V112H254ZM181 115H182V112L180 113ZM187 114V113H186ZM195 114V113H194ZM200 114V113H199ZM211 114V113H210ZM234 114V113H233ZM257 114V113H256ZM261 114V113H260ZM263 114H264V112H263ZM4 114H2V117H4L3 116ZM113 115V116H114ZM124 115H126L125 117H127V119L130 121L129 123H131V127L133 126V129H132V131H133V133L134 134H132L133 136H132V139H131V141L129 140V139H127L128 141H130L131 142V145L129 146V145H127V143H128V141L126 140V145H127V147L129 146V148H132V145H133V143H132V141H134V143L137 145V147L139 148V154L138 155H135V156H133L135 153L134 152H132L133 153V155H132V153L130 154L129 153V148H124V147H126V146H123V148H122V152H119L118 150H117V146H115V145H117V139L120 137V136H127V135H129V134H127L126 135V131H129V130H126L125 129V134L123 135V133H122V135H119V137H116L115 136V127L113 126V124H119V121H120V119H121V117H122V120L121 121H123V123L125 122V121H127V119L126 118H124ZM160 115V116H159ZM192 115V114H191ZM206 115V114H205ZM207 115H209V114H207ZM206 115V116H207ZM212 115V114H211ZM220 115V116H219ZM247 115H249V114H247ZM246 115V116H247ZM252 115V114H251ZM259 115V114H258ZM69 116H71V114L69 115ZM79 116V115H78ZM176 116H174V117H172L171 119V122L173 121L174 122V120H175V122L177 123H179V121H182L181 119L179 120ZM187 116V115H186ZM195 116H196V114H195ZM195 116H193V117H195ZM204 116V115H203ZM221 116H223V117H225L224 119H221ZM234 115H232V117H233ZM238 116V115H237ZM245 116V115H244ZM1 117V116H0ZM6 117H4V118H6ZM180 117V116H179ZM183 117H184V115H183ZM190 117V116H189ZM188 117V118H189ZM192 117V116H191ZM209 117H210V115H209ZM252 117V116H251ZM3 118V119H4ZM185 118H187V117H185ZM187 118V119H188ZM211 118V117H210ZM210 118H207V120L208 119H210ZM230 118V117H229ZM235 118V117H234ZM240 118V117H239ZM250 118V117H249ZM254 118V117H253ZM115 119H116V121L118 120V123L117 122H115ZM126 119V120H125ZM187 119H186V121H187ZM191 119V118H190ZM230 119H232V118H230ZM241 119H243V118H241ZM247 119H248V117H247ZM254 119H256V118H254ZM258 119V118H257ZM260 119V118H259ZM70 120L72 121L73 120V118H71L70 117ZM244 120V119H243ZM242 120V121H243ZM4 122L6 121V120H3ZM3 121H2V124H4L3 123ZM74 121V120H73ZM120 121V123H122ZM184 121V120H183ZM189 121V120H188ZM192 121V120H191ZM205 121L206 120H204V122H203V124H201V122L200 123H198V121H197V123H198V125L199 126H201V125H205L204 123H205ZM233 121H235V119H233ZM241 121V120H240ZM247 121H249V120H247ZM258 121V120H257ZM6 122V123H7ZM68 122H70V121H68ZM128 122V121H127ZM133 122V123H132ZM193 122H194V120H193ZM196 122V121H195ZM194 122V123H195ZM207 122V121H206ZM211 122V121H210ZM244 122H245V120H244ZM244 122H242V123H244ZM254 122V121H253ZM74 123H75V121L72 123L73 125H74ZM126 123V122H125ZM185 123V122H184ZM183 123V124H184ZM192 123V122H191ZM197 123H195V124H197ZM216 123H213V124H216ZM256 123V122H255ZM254 123V124H255ZM68 125H69V123H67ZM115 124V126L117 127H119L120 126V124L119 125H116ZM126 124H128V123H126ZM126 124H125V126H122V125H124V124H121V126H120V128L121 127H123L122 128V130H124V128H127L126 127ZM133 124V125H132ZM179 124H182V123H179ZM218 124V123H217ZM234 124H235V122H234ZM234 124L232 125V126H234ZM240 124V123H239ZM252 124V123H251ZM263 124V123H262ZM70 125H71V123H70ZM70 125L68 126V127H70ZM76 125V124H75ZM175 125V124H174ZM236 125H238V124H236ZM242 125V124H241ZM247 125V124H246ZM128 127H129V125H127ZM179 127H181L180 125H178ZM199 126H198V128H199ZM211 126V125H210ZM213 126V125H212ZM239 126V125H238ZM259 126V125H258ZM28 127H30V130L32 131V135L34 136L35 135V139H33L32 138V140H29V139H25L24 137V134L26 133H24V131L25 130H28ZM74 127V126H73ZM78 127H79V129H78ZM118 127H117V129H118ZM131 127H130V131H131ZM160 127V129H158ZM186 127V126H185ZM185 127H182V128H185ZM190 127V126H189ZM220 127V126H219ZM218 127V128H219ZM240 127V126H239ZM119 128V129H120ZM155 128H157L158 129V131L160 132V133H157V130L155 129ZM178 128V127H177ZM191 128H194V126L193 127H191ZM197 128V129H198ZM233 128V127H232ZM70 129V128H69ZM69 129H67V131L69 130ZM72 129V128H71ZM118 129V130H119ZM129 129V128H128ZM150 129H155L156 130V133L155 132H153L152 130L150 131ZM189 129V128H188ZM188 129H186V132L185 133H187V130ZM195 129H196V126H195ZM217 129V128H216ZM237 129V128H236ZM240 129V128H239ZM239 129H238V132H240L239 131ZM251 129V128H250ZM249 129V130H250ZM154 130V131H155ZM174 130V129H173ZM179 131L180 129L178 128V129H176V130H174V132L175 131ZM184 130V129H183ZM191 130V129H190ZM199 130V132H200V129H198ZM205 130V129H204ZM203 130V131H204ZM212 130V129H211ZM248 130V131H249ZM76 131V132H77ZM120 131V130H119ZM129 131V132H130ZM170 131V133H172ZM177 131V133H179V132H181V131H179L178 132ZM185 131V130H184ZM184 131H183V133H184ZM192 131V130H191ZM191 131L190 132H188L189 133V136H190V133H191ZM194 131V130H193ZM216 131V130H215ZM215 131L213 132V134H215ZM253 131V130H252ZM28 132H29V130H28ZM70 132V131H69ZM121 132V131H120ZM196 132V131H195ZM205 132V131H204ZM211 132V131H210ZM221 132V131H220ZM219 132V133H220ZM233 132H236V130H233ZM237 132V133H238ZM245 132V131H244ZM34 133V134H33ZM128 133V132H127ZM176 133V132H175ZM176 133V134H177ZM184 133V134H185ZM201 133V132H200ZM200 133H197V135L198 134H200ZM218 133V134H219ZM259 133V132H258ZM261 133V132H260ZM0 134V135H1ZM28 134V133H27ZM27 134H25L26 136H27ZM120 134V133H119ZM175 134V135H176ZM205 134V133H204ZM208 134V133H207ZM207 134H205V135H207ZM211 133H209V135H210ZM217 134V133H216ZM248 134V133H247ZM252 134V133H251ZM257 134V133H256ZM3 135H4V137H3ZM30 135V134H29ZM170 135V134H169ZM168 135V136H169ZM182 135V134H181ZM192 135L193 134H191V137H192ZM196 135V134H195ZM208 135V136H209ZM234 135V134H233ZM236 136L237 135H239V134H235ZM244 135V134H243ZM249 135V134H248ZM259 135V134H258ZM80 136L81 137H83L81 134H80ZM79 136V137H80ZM177 137H178V135H176ZM182 136H184V135H182ZM194 136V135H193ZM202 136V135H201ZM215 136V135H214ZM218 136H220V134L219 135H217V137ZM235 136V137H236ZM240 136H241V134H240ZM250 136V135H249ZM14 137H15V139H14ZM27 137H30V136H27ZM79 137L77 136V138L79 139ZM128 137H130L131 138V136H128ZM171 137H172V135H171ZM210 137V136H209ZM212 137V136H211ZM263 137V136H262ZM13 138V140H16L17 139V141H15V142H17V143H15L14 145L12 144V146H17V144H18V147L20 146V150L23 148V151L25 152H23V154H25L24 155V159H29L30 161H32V163L35 161L36 162V160H37V164L39 163L38 162V159H39V155H42L43 157H45L46 159V162L47 161H49V159H48V157H50L51 159H50V167H49V165H48V167L49 168H51L50 169V171H49V173H48V167L46 168V169H48V170H45V168L43 169L44 171H47V172H45V173H43V170H41L42 168L41 167H37V166H39V165H37L35 162V164H33V165H35L36 166V168H38V171L39 170H41L42 172H41V175L42 174H49V176H45L44 178H46L45 180L44 179H42V178H40V174L38 175V174H35L36 172L38 173V171H34V174L35 175H38V177L36 176V177H34V176H32V178L34 179L33 180V183H28L29 181L27 180L26 181V177H29V175L31 174H29L28 176L26 175L25 176V174H26V172L28 173V169L25 167V166H23V164L22 163H24V159H21L20 160V157L21 158H23L22 156H20V155H22L21 153V151L20 150H16V148L14 149V151H18L17 152V157L15 156V154L13 153V151H12V147L10 146V144L12 143V142H14V141H12L11 142V139ZM36 138H38V140H36ZM117 138V139H116ZM121 138V137H120ZM124 138V137H123ZM122 138V141H124L125 139H123ZM125 138H127V137H125ZM184 138H185V142L187 143V140H189V139H186L187 137H185L184 136ZM195 138L196 137H192L191 138V142L194 144L195 142H193L192 140L194 139L195 140ZM198 138V137H197ZM203 138H204V136H203ZM260 138V137H259ZM199 140H201L200 138H198ZM207 139H209V138H207ZM210 139H212V138H210ZM214 139V138H213ZM216 139V138H215ZM218 139V138H217ZM239 139V138H238ZM245 139V138H244ZM251 139V138H250ZM254 139V138H253ZM258 139V138H257ZM35 140L36 141H38L37 142V145H35L34 143H36L35 142ZM76 140V139H75ZM82 140H81V142H82ZM184 140V139H183ZM198 140V141H199ZM219 140L221 141V139L219 138ZM260 140V139H259ZM77 141V140H76ZM121 141V142H122ZM167 141V142H166ZM220 141H215L214 140V143L215 142H219V143H221ZM245 141V140H244ZM251 141V140H250ZM258 141V140H257ZM191 142H190V144H191ZM200 142V141H199ZM202 142V141H201ZM200 142V143H201ZM210 142V141H209ZM225 142H223V143H221L220 144V146H224L223 144L225 143ZM239 143H240V141H238ZM238 142H236V144L238 143ZM122 143H124V142H122ZM182 143H183V141H182ZM207 143V142H206ZM205 143V144H206ZM233 143V142H232ZM234 143H235V141H234ZM258 143V142H257ZM263 143V142H262ZM261 143V144H262ZM34 144V145H33ZM73 144V143H72ZM177 144H179V145H181V146H178V147H183L182 149V152L181 151H179V149H178V151L176 150V148H177ZM188 144V146H189V142L187 143ZM198 143H196L195 145H197ZM213 144V143H212ZM215 144H217V143H215ZM225 144V145H226ZM245 144V143H244ZM251 144V143H250ZM254 144V143H253ZM260 144V145H261ZM121 145H123V144H121ZM121 145H119L120 147H122ZM192 145V144H191ZM190 145V146H191ZM201 145V144H200ZM199 145V146H200ZM203 145V144H202ZM201 145V146H202ZM214 145V144H213ZM213 145H211L212 146V149H213ZM218 145V144H217ZM231 144H229V146H230ZM239 145V144H238ZM257 145V144H256ZM74 146V145H73ZM135 146V145H134ZM187 146V147H188ZM189 146V147H190ZM193 146V145H192ZM208 146V145H207ZM235 146V144H233V146L232 147H234ZM237 146V145H236ZM240 146H241V143H240ZM1 147V146H0ZM1 147V148H2ZM22 147V148H21ZM119 147V148H120ZM186 147V148H187ZM218 146H216V148H217ZM225 147V146H224ZM226 147H227V145H226ZM225 147V148H226ZM244 147V146H243ZM249 147V146H248ZM264 147V146H263ZM193 148V147H192ZM202 148H203V146H202ZM205 148V147H204ZM203 148V149H204ZM208 148L210 149L211 147H209L208 146ZM207 148V149H208ZM215 147H214V151H215V153L217 152V151H219L218 149L217 150H215L216 149ZM219 148V147H218ZM240 149H241V147H239ZM247 148V147H246ZM255 148V147H254ZM3 149V148H2ZM135 149V148H134ZM133 149V150H134ZM203 149H201V151L202 152H204L203 151ZM220 149V148H219ZM258 149V148H257ZM262 149V148H261ZM132 150V151H133ZM137 150V149H136ZM190 151H192L191 150V148L189 149ZM221 150V149H220ZM223 150V149H222ZM227 150H231L230 148L228 149L227 148ZM226 150V151H227ZM235 150H238V149H236L235 148ZM242 150L243 149H241V150H238L239 152L241 151L242 152ZM244 150H245V148H244ZM243 150V151H244ZM249 150V149H248ZM253 150V149H252ZM0 151H2V150H0ZM19 151H20V153H19ZM194 151V150H193ZM200 151V150H199ZM210 151V150H209ZM212 151V150H211ZM225 150H224V152H226ZM237 151V152H238ZM250 151V150H249ZM131 152V151H130ZM137 152V151H136ZM178 152V153H177ZM183 152H185L184 154H183ZM201 152V153H202ZM208 152V150L206 151V152H204L205 153V155H206V153ZM229 152V151H228ZM232 153L234 152L233 151V149H232V151H231ZM245 152V151H244ZM256 152V151H255ZM18 153L20 154L19 156H18ZM189 153H191V152H189ZM189 153H188V155H189ZM204 153H203V155H204ZM214 153V154H215ZM231 153V154H232ZM258 153H260V152H258ZM257 153V154H258ZM208 154V153H207ZM213 154V155H214ZM217 154V153H216ZM215 154V155H216ZM219 154H220V152H219ZM229 154V153H228ZM241 154H244L243 152L241 153ZM246 154V153H245ZM191 155V154H190ZM201 155V154H200ZM203 155H201V156H203ZM218 155V154H217ZM217 155H216V157H217ZM234 155V154H233ZM235 155H236V152H235ZM234 155V156H235ZM260 155V154H259ZM258 155V156H259ZM41 156V157H42ZM183 156H185V157H183ZM199 156V155H198ZM207 156V155H206ZM208 156H210V155H208ZM224 156H225V154H224ZM239 156V155H238ZM252 156V155H251ZM1 157V156H0ZM42 157V161H43V158ZM212 157V156H211ZM215 157V156H214ZM223 156L221 155L220 156V158L219 159H221ZM241 157H243V156H241ZM248 157V156H247ZM18 158H19V160H18ZM38 158V159H37ZM178 158H180V159H182V158H184V159H182L183 161H185V162H182V164H184L185 165V163H186V165H187V169L185 168L186 166H181L180 165V162H178L177 160H178ZM186 158V159H185ZM200 158V157H199ZM202 158V157H201ZM208 158V157H207ZM229 158H230V154L229 155H227L226 154V156L224 157V161L225 162H229ZM234 157L232 156V159H233ZM237 158V157H236ZM244 158V157H243ZM262 158V157H261ZM211 159V158H210ZM242 159V158H241ZM260 159V158H259ZM1 160V159H0ZM23 160V162H21ZM28 160V161H29ZM80 160V161H79ZM209 160V159H208ZM214 160V159H213ZM244 161H245V159H243ZM263 160V162H264V159H262ZM1 161V162H2ZM28 161H26V164L28 163ZM74 161H78V163L77 162H75V163H77V166H78V164L80 163V162H84V164H82V165H85V169H87V174H88V181L87 180H85V179H87V178H83L84 180H82V181H80V182H83V181H87L88 182V186H85L84 188L83 187H81L82 185L84 186V184L83 183H85V182H83L82 183V185L80 184V182H79V180L80 179H78V182L76 181V177L74 178V176L73 175H76L77 177H79L80 176V174H83L84 175V170H83V173H80L79 172V174L77 173V174H74L75 172H73L72 173V170H71V168H72V164H74L73 162ZM199 161H200V159H199ZM203 162H204V164L206 165L207 163H205V161L204 160H202ZM201 161V162H202ZM221 161V160H220ZM223 161V162H224ZM247 161V160H246ZM256 161V160H255ZM45 164H48V162L46 163L45 161H43ZM43 162H40L39 164H41L42 163V167L44 166H46V165H44L43 164ZM208 162H210V164L212 165L214 162H216V160L215 161H213V163H211L212 162V160L210 161H208ZM219 162V161H218ZM222 162V161H221ZM222 162V163H223ZM224 162V163H225ZM230 162L232 163V161L230 160ZM233 162H235L234 160H233ZM4 163V162H3ZM217 163V162H216ZM215 163V164H216ZM223 163V164H224ZM239 163V162H238ZM237 163V164H238ZM249 163V162H248ZM252 163V162H251ZM254 163V162H253ZM29 164H30V162H29ZM209 164V163H208ZM226 164V163H225ZM235 164V163H234ZM239 164H241V163H239ZM262 164V163H261ZM32 165V166H33ZM81 164H79V166H80ZM81 165V166H82ZM203 165V164H202ZM214 165V164H213ZM219 165V164H218ZM222 165V164H221ZM250 165V164H249ZM255 165V164H254ZM264 165V164H263ZM3 166V165H2ZM27 166V165H26ZM28 166H30V168L29 169H31V165H28ZM74 166H76L75 164H74ZM180 166H181V168H180ZM215 166V165H214ZM214 166H211L212 167V169H214V174L216 173H222V170H221V172H216V170H215V168H214ZM217 166V165H216ZM224 165H222V167H223ZM231 166H232V164H231ZM234 166L235 165H233L232 166V168H231V170H233L234 169ZM241 166H243V165H241ZM185 168V172H186V176H185V174H183L182 173V169L183 168ZM202 167V168H201ZM200 168L201 169H203L204 170V168L206 167L207 168V166H201ZM208 167H210V166H208ZM228 166H227V164H226V168H227ZM238 167V166H237ZM240 167V166H239ZM244 167H245V165H244ZM251 167V166H250ZM264 167V166H263ZM27 170H26V169ZM33 168H34V166H33ZM40 168V169H39ZM77 168V167H76ZM78 168H80V167H78ZM73 169L74 171H77L78 172V170L79 169ZM127 168H128V170H127ZM200 168H198V170L200 169ZM219 168H220V166H219ZM224 169L225 170V172L227 173V169H228V171H230L229 169H230V167L229 168H227V169ZM236 168V167H235ZM243 168V167H242ZM242 168H241V170H242ZM249 168V167H248ZM83 169H84V167H83ZM217 169V168H216ZM237 169V168H236ZM239 169V168H238ZM246 169H247V167H246ZM264 169V168H263ZM262 169V170H263ZM1 170V169H0ZM32 171L34 170V169H31ZM35 170H37V169H35ZM81 170V169H80ZM182 170V171H181ZM208 170V169H207ZM210 170V169H209ZM219 171H220V169H218ZM253 170H254V168H253ZM3 171V170H2ZM2 171H0V172H2ZM30 171V170H29ZM202 171V170H201ZM206 171V170H205ZM250 170H248V172H249ZM7 172H5L6 174H7ZM31 172V171H30ZM82 172V171H81ZM199 172V171H198ZM235 172V171H234ZM234 172H232L233 174H234ZM252 172V171H251ZM255 172V171H254ZM262 172V171H261ZM200 173V172H199ZM202 173V172H201ZM200 173V174H201ZM211 173H213V172H211V170H210V174L209 175H211ZM231 173V174H232ZM246 173V172H245ZM260 173V172H259ZM6 174H5V176H6ZM34 174H31V175H34ZM87 174H85V175H87ZM199 174V175H200ZM204 175H205V173H203ZM213 174V175H214ZM215 174V176H213L212 175V177L214 178V177H216L217 175ZM223 174V173H222ZM222 174H220V175H222ZM233 174H232V177H233ZM237 174V173H236ZM248 174V173H247ZM7 175V176H8ZM79 175V176H78ZM83 175H81V176H83ZM206 175H207V173H206ZM224 179H225V177H226V174L224 173ZM227 175H230V174H227ZM243 175V174H242ZM240 176V177H243V176ZM249 175H251V173L249 174ZM249 175H245V176H248L249 177ZM81 176H80V178H81ZM202 176V175H201ZM219 176V175H218ZM217 176V178H219ZM236 176H238V175H236ZM244 176V177H245ZM254 176V175H253ZM252 176V177H253ZM83 177H85V176H83ZM208 177H211V176H208ZM207 177V178H208ZM220 177H222V176H220ZM243 177V178H244ZM261 177V176H260ZM264 177V176H263ZM4 178V177H3ZM5 178V179H6ZM213 178H211V181L213 182H215L216 180H218L217 178H215L214 180H212ZM234 178V177H233ZM4 179V180H5ZM6 179V180H7ZM27 179H29V178H27ZM222 179H223V177H222ZM220 180L219 179V181L218 182H221V181H223V180ZM232 179V178H231ZM230 178H229V180H231ZM237 179V178H236ZM3 180V179H2ZM3 180V181H4ZM204 180H205V178H204ZM228 180V177H227V179H226V181ZM234 180H235V178H234ZM233 180V181H234ZM240 180H241V178H240ZM246 180V179H245ZM255 180V179H254ZM262 180V179H261ZM136 181V182H135ZM208 181V180H207ZM207 181H206V183H207ZM211 181H209V182H211ZM225 181V182H226ZM241 181H243V180H241ZM252 181V180H251ZM250 181V182H251ZM258 181H260V180H258ZM1 182V181H0ZM5 183H6V181H4ZM86 182V183H87ZM202 182H204L203 180H202ZM231 183H232V180L230 181ZM237 182V180L236 181H234V183H236ZM240 182V181H239ZM256 182V181H255ZM261 182V181H260ZM221 183H223V184H225L224 182H221ZM227 183V182H226ZM238 183V182H237ZM245 183H247V182H245ZM1 184V183H0ZM209 184V183H208ZM213 184H215V183H213ZM222 184V185H223ZM227 184H229V182L227 183ZM227 184H226V186H227ZM240 184V183H239ZM251 184V183H250ZM258 184V183H257ZM264 184V183H263ZM3 185H4V183H3ZM87 185V184H86ZM203 185V184H202ZM210 185V184H209ZM211 185H212V183H211ZM216 185H217V183H216ZM220 185V184H219ZM230 185V184H229ZM241 185V184H240ZM239 185V186H240ZM245 185V184H244ZM247 185V184H246ZM259 185V184H258ZM2 186V185H1ZM5 186V187H6ZM206 186H207V184H206ZM221 186V185H220ZM219 186V187H220ZM226 186L224 185V187L226 188ZM232 186V185H231ZM242 186H243V182H242ZM241 186V187H242ZM248 186V185H247ZM3 187V186H2ZM218 187V186H217ZM218 187V188H219ZM228 187V186H227ZM249 187V186H248ZM258 187V186H257ZM4 188V187H3ZM8 188V187H7ZM6 188V189H7ZM210 188V187H209ZM208 188V189H209ZM214 188L216 189V187L214 186ZM221 188V187H220ZM220 188L219 189H216V193H218V195H219V191H221L222 189H223V187H222V189L220 190ZM229 188V187H228ZM2 188H0V190H1ZM214 189V190H215ZM210 190V189H209ZM217 190H219L218 192H217ZM225 189H223L222 191H224ZM227 190H230V189H227ZM231 190H232V188H231ZM233 190H234V188H233ZM237 189H235V192L234 193H236L237 191L240 193L241 191L240 190H237ZM252 190V189H251ZM5 191V190H4ZM10 191V190H9ZM205 191H207V189H205ZM210 191H213L212 189L210 190ZM210 191H208V192H210ZM226 191V190H225ZM3 192V191H2ZM6 192V191H5ZM4 192V193H5ZM208 192H206V196H207V193ZM214 192V191H213ZM228 193H229V191H227ZM232 192V194H234ZM244 192L245 191H243V199H244V196H245V198H246V195H244ZM251 192V191H250ZM215 193V194H216ZM246 194H248L247 192H245ZM257 193V192H256ZM7 194H10V192L9 193H7ZM214 194V193H213ZM213 194H212V196H213ZM221 194V193H220ZM231 194V195H232ZM242 194L240 195V196H242ZM253 194V193H252ZM254 194H255V192H254ZM258 194H260V193H258ZM264 194V193H263ZM1 195H3V194H1ZM5 195V194H4ZM221 195H223V194H221ZM229 195V194H228ZM231 195H229V197L231 196ZM210 196H211V194H210ZM220 196V195H219ZM218 196V197H219ZM225 196H227V195H225ZM225 196H223V197H225ZM236 196V195H235ZM239 196V197H240ZM257 196H259V195H257ZM261 196V195H260ZM4 197V196H3ZM44 197H46L45 199H44ZM221 198H222V196H220ZM228 197V196H227ZM227 197L226 198H222L223 199V201H225V199L227 200ZM237 197V196H236ZM251 197V196H250ZM249 196H248V198H250ZM252 197H253V195H252ZM2 197H0V199H1ZM208 198V197H207ZM210 198V197H209ZM221 198H220V200H221ZM242 198V197H241ZM262 198H263V196H262ZM5 199H7V198H5ZM8 199H10V195H9V198ZM46 199H49L50 200V204L52 205V207H50L49 209L51 210V211H49L47 214L45 213V212H43V210L44 211H46L45 210V207H46V205H44V203H42L43 202V200H45L46 201ZM217 199H219V198H217ZM242 199V200H243ZM137 200V201H136ZM229 200H232L231 198L229 199ZM239 201H240V199H238ZM237 200V201H238ZM241 200V201H242ZM260 200V199H259ZM219 201V200H218ZM235 201H236V199H235ZM236 201V202H237ZM244 202L245 201H248V200H243ZM3 202V201H2ZM10 202V201H9ZM13 202V203H14ZM48 202V201H47ZM136 202H138L139 203V206H138V203L136 204ZM233 202H234V200H233ZM259 202V201H258ZM12 203V204H13ZM228 203H230V202H227V204ZM238 203V202H237ZM251 203H252V201H251ZM256 203V202H255ZM221 204H223V203H221ZM232 204H230V205H232ZM244 204V203H243ZM247 204V203H246ZM7 205V204H6ZM9 205H11L10 203H9ZM45 207H44V206ZM50 205V206H51ZM218 205H220L219 207H218ZM245 205V204H244ZM261 205H263V204H261ZM1 206H3L1 203H0V207ZM5 206V205H4ZM136 206H138V208H141V210L139 209H137L138 211H142L143 213H142V215L140 214V213H138L137 211H136ZM209 206V207H208ZM6 207V206H5ZM4 207V208H5ZM12 207V206H11ZM48 207H49V205H48ZM207 207H208V209L209 208H213V209H215L217 212H214V214L212 215L213 217H214V219H212V217H210L211 216V214L212 213H210L209 215V217L213 220V221H211V220H209L210 218H208V214H207ZM225 207H227V206H224L223 208H224V210L226 209ZM229 207L227 208V209H229ZM242 207H243V205H242ZM246 207H247V205L245 206V209H246ZM250 207V206H249ZM252 207V206H251ZM250 207V208H251ZM4 208H3V210H4ZM222 208V207H221ZM232 208V209H231ZM254 208V207H253ZM252 208V209H253ZM10 208H9V206H8V208H7V211L9 210ZM243 209V208H242ZM0 210H2V209H0ZM3 210L1 211V214H2V212H3ZM95 210V212H93V214L94 213H97V218H98V225H96L95 223H94V221L97 219L96 218V216L94 217L95 218V220H94V218L92 217L93 215H92V212H90V211H94ZM246 210H248V209H246ZM10 211H11V209H10ZM209 211H211V210H209ZM214 211V210H213ZM227 211V210H226ZM249 211V210H248ZM5 212V211H4ZM3 212V214L6 216L7 214H5ZM47 212V211H46ZM212 212V211H211ZM246 213H250V212H247V211H245ZM255 212V211H254ZM7 213V212H6ZM225 213H228L229 214V211L228 212H225ZM244 214V215H248V214ZM2 214V215H3ZM12 214V213H11ZM242 214V215H243ZM251 214H253V213H251ZM263 214V213H262ZM261 214V215H262ZM3 215V216H4ZM8 215H10V213H8ZM11 216V215H10ZM14 216V215H13ZM249 216V215H248ZM247 216V217H248ZM255 216H256V214H255ZM263 216V215H262ZM8 217V218H7ZM6 218L8 219V221H9V219L10 218H12V217H10L9 218V216H7ZM226 217V216H225ZM252 217V216H251ZM258 217H260V216H258ZM3 218H5V217H3ZM242 218H246V217H244V216H242ZM248 218H250V217H248ZM248 218H246V219H248ZM254 219H255V217H253ZM7 219L5 220V221H7ZM15 219V218H14ZM226 219H228V220H226ZM259 219H262V218H259ZM4 220V219H3ZM3 220H2V217H0V264H19L17 261H15L16 259L15 258H17V257H15L14 258V253H13V250L11 249V245H10V243H11V241H9V235L10 236H12L11 235V228H10V233H9V231H8V227H10V226H8L7 228H5L4 226L5 225H3ZM13 220V219H12ZM21 220H22V222H21ZM241 220V221H240ZM97 221V220H96ZM95 221V222H96ZM263 221V220H262ZM238 222V223H237ZM249 222V221H248ZM253 222H255V221H253ZM252 222V223H253ZM13 223V222H12ZM257 223V222H256ZM262 223H264V221L262 222ZM7 224V223H6ZM10 224V223H9ZM243 224H245V223H243ZM242 223H241V225H243ZM14 224H12V226H13ZM248 225V224H247ZM11 226V227H12ZM14 226H16V225H14ZM13 226V227H14ZM16 226V227H17ZM95 226H97V228H98V226H99V228H100V230H103V233L105 232L106 233V241H107V239H108V242H107V244H109V246H110V252H109V247L108 248H106L105 250H107L106 252H104V250L102 249V245H100L99 244V242H101V241H103V243L101 242V244H103L104 245V240L105 239H101V240H99V242H98V240L96 239L97 237H96V234H95V232H97V231H95ZM240 226V225H239ZM253 226V225H252ZM17 227V228H18ZM53 227V228H52ZM245 227H246V225H245ZM250 227V226H249ZM3 228H5V232H7V233H9V234H7V233H5L4 232V230H3ZM95 228V229H94ZM238 228V227H237ZM14 229H16V228H14ZM239 229H240V227H239ZM244 229V228H243ZM97 230V229H96ZM99 230V229H98ZM100 230H99V232H100ZM242 230V229H241ZM249 230V229H248ZM260 230H262V229H260ZM243 231V230H242ZM99 232L97 233V234H99ZM234 232H235V230H234ZM237 233H238V231H236ZM235 232V234H237ZM239 232H240V230H239ZM243 232H245V231H243ZM242 232V233H243ZM263 232V231H262ZM101 233V232H100ZM241 233V232H240ZM239 233V236L241 235L242 236V239H243V235L242 234H240ZM8 236V238L6 237V235ZM12 234H13V231H12ZM229 234H232V233H229ZM234 234V233H233ZM244 234V233H243ZM248 234V233H247ZM15 235V234H14ZM16 235V236H17ZM101 235V234H100ZM103 235H105V234H103ZM245 236H246V234H244ZM16 236H14V237H16ZM233 236V235H232ZM237 236V235H236ZM235 236V237H236ZM241 236L239 237L240 239H241ZM263 236V235H262ZM105 237V236H104ZM227 237H229V235L227 236ZM231 237V236H230ZM234 237V236H233ZM257 237V236H256ZM259 237V236H258ZM257 237V238H258ZM12 238V237H11ZM17 238V237H16ZM16 238H14V240L16 239ZM99 239H100V236L98 237ZM102 238V237H101ZM238 238V236L236 237V239ZM246 238V237H245ZM264 238V237H263ZM228 240H231V239H229V238H227ZM234 239V238H233ZM242 239L240 240V241H242ZM251 239V238H250ZM261 239V238H260ZM11 240V239H10ZM13 240V239H12ZM238 240V239H237ZM237 240H235L236 242H237ZM262 240V239H261ZM17 242H18V240H16ZM15 241V243L17 244V242ZM254 241V240H253ZM252 241V242H253ZM12 242H14V241H12ZM230 242H233V240L232 241H230ZM246 241H244V243H245ZM15 243H13L15 246H16V244ZM240 243H242V242H240ZM248 243V242H247ZM261 243V242H260ZM12 244V243H11ZM254 244V243H253ZM259 244V243H258ZM236 245H239V244H237L236 243ZM242 244H240V246H241ZM250 245V242H249V244H248V246ZM252 245V244H251ZM262 245V244H261ZM14 246V247H15ZM106 245H104V247H105ZM245 246V245H244ZM247 246V245H246ZM253 246V245H252ZM12 247H13V245H12ZM107 247V246H106ZM251 246H249V248H250ZM254 247V246H253ZM252 247V248H253ZM16 248H13L14 250L16 249ZM236 248H238V246L236 247ZM243 248V247H242ZM251 248V249H252ZM254 248H256V247H254ZM261 248L263 249V246H261ZM23 249V250H22ZM241 249V248H240ZM240 249H238V250H240ZM246 249V248H245ZM232 250H234L235 251V247H234V249H232ZM248 249H246V251H247ZM252 250H254V249H252ZM251 250V251H252ZM256 250V249H255ZM255 250H254V252H251V254L252 253H255ZM234 251L231 253V254H233L234 253ZM237 251V250H236ZM236 251H235V253H236ZM240 251H242V252H245L244 251V249L243 250H240ZM258 251V250H257ZM264 251V250H263ZM18 252V253H19ZM248 252H249V250L247 251V254L245 255L246 256V258H247V255H248V257H249V254H248ZM259 252V251H258ZM260 252H262V251H260ZM259 252V253H260ZM17 252L15 253V254H18ZM236 254H238V253H236ZM251 254H250V257H251ZM256 255H257V252L255 253ZM254 254V255H255ZM264 254V253H263ZM19 255V257H20V254H18ZM24 255V254H23ZM260 255H261V253H260ZM260 255H259V258H260ZM16 256V255H15ZM21 256H22V254H21ZM241 256V255H240ZM242 256H243V253H242ZM241 256V257H242ZM258 256V255H257ZM256 256V257H257ZM234 257V256H233ZM240 257V258H241ZM249 257V258H250ZM261 257H262V255H261ZM23 258H24V256H23ZM22 257H21V260L23 259ZM237 258V256L235 257V259ZM239 258V257H238ZM237 258V259H238ZM242 258H244V256L242 257ZM242 258H241V260H242ZM245 258V259H246ZM248 258V259H249ZM253 258L255 259V257L253 256ZM252 258V259H253ZM18 259V258H17ZM245 259H243V260H245ZM247 259V260H248ZM253 259V260H254ZM261 259V258H260ZM260 259H257L256 258V261H260ZM241 260H239L240 261V263L242 264L243 262H241ZM24 261V260H23ZM27 260H25L24 262L25 263H27L26 262ZM233 262V263H232ZM25 263H20V264H25ZM250 263V262H249ZM256 263H258V262H256ZM260 263H262V261L260 262ZM236 264H237V262H236ZM238 264H239V262H238ZM245 264V263H244ZM254 264V263H253ZM263 264V263H262Z\"/></svg>",
    "mask_w": 264,
    "mask_h": 264
},
{
    "label": "rangeland",
    "instance_id": "2",
    "mask_svg": "<svg viewBox=\"0 0 264 264\" xmlns=\"http://www.w3.org/2000/svg\"><path fill=\"white\" fill-rule=\"evenodd\" d=\"M25 1H26V0H25ZM36 1H38V0H36ZM36 1H35V0H32V1H31V0H27L26 3L28 4L27 6L30 8V9H28L29 15H30V14H33V15H30V16H31L32 19L35 21L34 23L36 24V22H37V25H38V26H40L41 24H42V26H43V27L41 26L40 28H37V27H36L37 25H34V24H33V20H31V17H29V18H30L29 20L32 21V22H31V21H30V22L33 24L34 27H36L35 29L37 30V36H38V33H39V35H41V37H39L40 39L37 37V38H38V41L40 40V41H39L40 43L38 42V43H39V46L41 45L42 40H44V43H45V44H46V42H48V44H49V41H48V40L45 38V36L42 34V33L46 32L45 30H46V26H47V25H46L45 23L47 22V19H48L49 13H55L54 15H56L57 17H59V20L62 21V20H63V17H62V16L66 14L65 12H69V13H67V14H68V16L71 15V17H68L67 15H65L64 19L66 18V19H65L66 21L63 20L62 22H63V23H65V22L67 23V22H68V23H70V24H73L72 22H74V26L77 25L76 22L78 23V28H79V29L77 28V26H75V27H76V28H75V27H73L72 25L70 26V24H69L70 28L73 27L72 30H73V29H76V32H74L75 30L71 31V29L68 28L69 26L65 24L66 27H67V30H66V31H67V32H68V31H71V33L68 32V34L70 35V34L73 33L72 35L75 37V39L73 40L72 35H70L71 38H72V41L75 42V44H74L75 47L77 46V44H79V42L81 43V40H82V41L84 40V42L87 41V42H85V43H84V42L82 43V44H84L85 47L82 46V44H79V45H78V46L81 45L82 49H83V47H84V49H83L84 52H83V50H81V47H78V46L76 47V50L79 51V52L81 53V54H80L81 56H82V53L86 54V56L83 54L85 60H83V59H81V60H83V63H84L85 65H87V67L89 66V69H91V68H90V65H91V67L93 68V69H91V71L93 72V73H92V72H90V70L86 67L87 71L89 70V73H91V74L93 75V77L95 76V78H94L95 82L93 83V86H92V89H93L92 93L95 95V97H94V96H93V97L95 98V100H98L99 103H102V102H103V103H105V104H108L109 107H110V106L112 107L111 100L109 99V98H111V97H109V95L107 94V91L105 92V88H106V86H111L112 88H113V87H116V89H117L116 91H117V92L120 91L121 89H123V87H122V86H123L122 83H121V85H120V83H119V79H120L122 73L119 71L120 69H118V68H119L118 63H115V64H114V61H115V60L117 61L116 58H115V59L113 58L114 56L110 57L109 55H111V54H106V53H104V54H99L100 52H98V51H96V49H94L95 44H97V43H96L97 40H96L95 38L97 37L98 31L96 30V27H95L94 23L91 22V21H93V20H92V17H90V18L88 19V16H87V15L90 16V15H91V12H90L89 8H86L87 6H86V3H85V0H82V2L79 0L81 3H80L78 0H75V1H74V0H73V1H72V0H70V1L67 0V2H66L67 4H66L65 2H64V3H61V2H62L61 0H58V1H57V0H56V1H55V0H41V2L38 1L39 4L41 3V4H40V7L42 6V7H41V10H42V11H43L45 5H47V6L45 7L46 10L44 9L45 12L43 11L44 13L50 11V9H51V11H52V9H54L53 12L50 11V12H48V13H46V14H44V13L40 10V7H38L39 4H38ZM47 1H48V2H47ZM52 1H53V2H52ZM54 1H55V2H54ZM59 1H60V2H59ZM117 1H118V0H117ZM121 1L123 2L124 5L126 4V6H125V7H126L125 10H123V18L125 19L126 23L131 24L132 26H134L135 24H137V25L135 26L136 29H137V30L140 29V30H138V31H140L141 33H142L141 30H143V33L146 34V37H147V38L145 37L146 40H144V39H145L144 36L142 37V35H144V34H141V33H140V36H141V37H140V38L138 37L140 40L137 38V40H138V44H139V43L142 44V42H144L143 44L145 45V47H143L144 45L142 44V45H141V48H142V47L145 48V51H146L147 53L144 51V52H145V54H144V52H143L144 49H143V48H142V50L140 49L141 52L139 51V47H140V45L137 46L138 44H137L136 39H133V40H135V42H136V43L133 42V45H134L133 48H134V50H135L136 52L138 51L140 54H139V53H136V52L133 50V48H132L131 52H132L133 54L136 53L137 56H138V59H136V58H134V57H137V56H136V54H134L135 56L133 55V61H134V59H135V61H136L135 63H136L137 65L140 66V68H139L140 70H139V71H141V70L143 69V71H144L145 74L151 72V73L156 77V79H157V81H156L155 77H154L151 73H150V75L147 74L148 76H152L151 78H149V80H150V79H153V80H150V81H154V82H155V83H154V82L152 83V82L149 81V90L151 89L150 87L153 86V88H156V90L160 91L159 94H158V92H157L155 89L152 88V89L155 91V92L153 91V92L155 93V95H152V94H154V93H152V89H151L150 91H151L152 94L150 93V97L154 96V98H155V102H156V103L160 102L162 105H164V103L167 102V97H170V96H171V99L174 100L173 104H175L176 107L178 106L179 103L181 104V105L179 104V106H178L177 108L174 106V109H175V108H176V109H175V110L173 109L172 112H174V116H176V113H177V111H178L177 109H180V111H178L179 114L177 113V116H176V117H177L179 120H180V119L182 120V121H179V123H182V124H179L178 122L176 123L175 120H174V122H173V121L171 122V120L173 119L172 117H174V116H172L173 113L171 112L172 114L170 113V114H171L170 117L172 116V117H171L172 119L170 118V123H169V125L172 123V124L170 125V126H173V128H172V127L170 128V129H172V131L170 130L172 133H170V131H169L168 133H165V134H167V136L164 135V134H162V135H163V138H164V137H167V138H165L164 140H167V139H168L167 141H169V137H170V140L173 141V139H175V138L177 139V138L180 137V139H182V140H181V145H182V146H183L184 143H185V144H186V147H187V146H188V144H187L188 142H189V146L192 144L193 146L191 145L190 147L188 146L187 148L184 147V151L186 152V150H187V152H186L187 157H188V156H193V155L195 154V149L198 150V148H196V146L199 147V148H201V149H203V148L205 147V148L203 149L204 152H206V151L208 150V152H207L208 154L206 153V155H207V156H206L205 153L202 152L201 149H199L200 151L198 150V152H200V153H198L197 155H195V157H198V158H196V160H195V157L193 156V159H194L195 161H197L198 163L200 162V163L197 164V165H200L201 163L203 164V165L201 164L198 168H200L201 166H203V167H204V166H207V168L205 167L204 170L201 169L202 167H201L199 170H198V168H197V170H196V171H197V175L201 177L200 184H201L202 188L205 186L204 188L207 189V191H205V189L203 188V189H204V192H205L206 200H209V199H211V200L213 199V200H214V199H215V196H216L217 198H219V199H217V198L215 199V202L217 201V202H216L217 204H219L220 201H222L221 203H223V204L220 203V205H221L222 208L219 207L220 205H218V207H219L218 209H220V213L224 212V214L222 213V215L224 216V218H227V217L229 218V215H231V212L233 211V210L230 211V207L234 206L233 204H235V203H236L235 206H236L237 204H238V207H239V208H240V206H241V208H240V209H241V210H240L241 212H242V210H243V211L245 210V211H247V212H250V213H246L245 211L243 212L244 214L246 213V214H248L249 216H248V215H244L243 213H242L243 215L241 214V218H240V219H241V220H242V219H243V220H247V223H246V221H243V222H242V221L240 220L242 224H243V223H245V224L241 225V223L239 222V224H237V227H238V228H237V227L232 228V229L235 230V232L238 231V233L236 232L237 234H235L234 230L232 231V230L230 229V230H229V233H232V234H229V233L227 232L226 235L228 234L229 237H227L228 235H227V236H224L225 239H226V243H228V247H230L231 244L234 243L235 251L237 250L236 253H238V254H236L235 251L232 250V249H234V247H233V245H232V246L229 248V250H231V253L234 251V253H233V254L230 253L229 255H231V256H228V259L230 260V258H233L234 260H236L237 264H238V262H239V264H241L239 260H241V258L244 256V258H242V260H241V262H243L242 264H244V263H245V264H253V263H254V264H262V263L264 264V254H263V253H264V251H263V250H264V238H263V237H264V223H262V222L264 221V194H263V193H264V184H263V183H264V177H263V176H264V169H263V168H264V167H263V166H264V165H263L264 162H263V160H262V159H264V147H263V146H264V114H263V112H264V84H263V83H264V58H263V56H264V46H263V45H264V43H263V41H264V34H262V33H264V27H263V26H264V0H249V1H248V0H237V1H236V0H215L217 3H216L215 1H213V0H204V1H203V0H199V1H198V0H187V1H186V0H171V1H170V0H155V2H154V0H148L149 2L146 0L147 3L143 2V1H145V0H140L142 3H141L139 0H138V1H139L140 3H137V2H138L137 0H131L132 2L129 1V0H127V1H126V0H125V1H124V0H121ZM152 1L156 4V6L158 7V10H159V11L156 10V11H157V12H156L155 10H153V7H154L155 4H153ZM158 1H159V2H158ZM162 1H163V2H162ZM201 1H202L204 4H203V3L201 4ZM222 1H223V2H222ZM229 1H230V3H229ZM233 1H234L235 3H234ZM245 1H246V2H245ZM28 2H29V3H28ZM33 2H34V4H33ZM35 2H36V3H35ZM44 2H45V3H44ZM46 2H47L48 4H46ZM49 2H51L52 4L49 3ZM56 2H57V4H55ZM68 2H69V4H68ZM70 2H71V4H70ZM73 2H74V4H73ZM75 2H77V3L75 4ZM78 2H79L80 4H79ZM125 2H126V3H125ZM128 2H129V4H127ZM133 2H134V4L137 3V5H135V6L133 5V7H132L131 5L133 4ZM165 2H166V3H165ZM181 2H182V3H181ZM199 2H200V3H199ZM225 2H226V3H225ZM242 2H243V3H242ZM250 2H251V3L254 2L255 4H251ZM257 2H258V3H257ZM31 3H32L34 6H36V7H34V8H36L35 10H34V9H31V8H33V6H32ZM84 3H85V4H84ZM149 3H150V4H153V6H151ZM157 3H159V5H157ZM163 3H165V4H163ZM175 3H176V5H175ZM211 3H212V4H211ZM222 3H223V4H222ZM236 3H237V4H236ZM42 4H45V5H42ZM49 4H50L52 7L49 6ZM64 4H66V5H65L66 8H73V7L76 5V6H75L76 8L74 7L76 10L73 11L74 8H73L72 10H71V9H65V7H63ZM81 4H82L83 6H81ZM130 4H131V5H130ZM138 4H139L140 6H139ZM141 4H142L144 7L146 6V7H145V8H146L145 10H148V11H144V12H150V13H147V14L150 15V17L153 16L154 13L158 15V17H157L156 15H154L153 17H151L152 20H154V19L157 18L156 21L151 22V21H152L151 19L148 20V18H150V17H149V15L146 16L147 14H145V13H144L145 15L143 14L142 11L144 10V8L141 7ZM145 4H146V5H145ZM161 4H163V5H161ZM171 4H172V5H171ZM198 4H199V5H198ZM208 4H209V5H208ZM229 4H230V7H229ZM242 4H243V5H242ZM247 4H248V5H247ZM56 5H58V6L56 7ZM67 5H68V7H67ZM73 5H74V6H73ZM78 5H79V6H78ZM204 5H205V6H204ZM257 5H258V6H257ZM261 5H262V6H261ZM59 6H60V7H59ZM69 6H70V7H69ZM80 6L83 7V9H82V8L80 9ZM127 6H128L129 8H128ZM137 6H138V7H137ZM147 6H148V7L151 6V7L148 9ZM156 6H155L154 9H157ZM179 6H181V7H179ZM206 6H207L208 8H207ZM213 6L217 7V10H216V8L213 7ZM219 6H222V7H219ZM225 6H226V7H225ZM236 6H237V7H236ZM238 6H239V7H238ZM241 6H242V7H241ZM251 6H252V8H251ZM47 7H50V8H47ZM62 7H63V9H62ZM130 7H132L131 10H129ZM134 7H136L137 9H138V8H140V9L137 10V9L134 8ZM162 7H163L164 9H163ZM165 7H166V8H165ZM210 7H211V8H210ZM228 7H229V8H228ZM37 8H38V9H37ZM60 8L62 9V11H63V10H68V11H65V12L63 11V12H62L61 10H59ZM77 8H79L81 12H80V11H79V12H75V11H78V10H79V9H77ZM85 8H86V9H85ZM127 8H128V9H127ZM159 8H160V9H159ZM206 8H207V9H206ZM226 8H227V9H226ZM234 8H235V9H234ZM253 8H254V9H253ZM258 8H259V9H258ZM132 9H133V10H132ZM150 9H151L152 11H150ZM165 9H166L167 11H166ZM176 9H177V10H176ZM251 9H252V10H251ZM37 10H38V11H37ZM47 10H48V11H47ZM88 10H89V11H88ZM128 10H129L130 12H132V11H133V12L130 14V12H129ZM141 10H142V11H141ZM160 10H161V12H160ZM162 10H164V11H166V12L164 13V11H162ZM168 10H169V12H168ZM170 10H171V13H170ZM188 10H189V11H188ZM211 10H212V11H211ZM215 10L217 11V13H216ZM221 10H223L225 14H224ZM259 10H260V11H259ZM31 11H32V12H31ZM34 11H35V17L33 18V16H34ZM40 11H41V12H40ZM70 11H71V12H70ZM82 11H85V12H84L85 14H81ZM126 11H127V12H126ZM136 11H137V13L140 12V13H142V14L138 13L139 15H137ZM154 11H155V12H154ZM173 11H174V12H173ZM199 11H200V12H199ZM210 11H211V12H210ZM218 11H219V12H218ZM227 11H228V12H227ZM229 11H230V12H229ZM232 11H233L234 13H233ZM236 11H237V12H236ZM36 12H37V13H36ZM38 12H39L40 14H42V16H40V14L38 15ZM207 12H208V13H207ZM221 12H222V13H221ZM247 12H248V13H247ZM251 12H252V13H251ZM253 12H254V13H253ZM62 13H64V14H62ZM72 13H73L74 15H73ZM77 13H79V14H77ZM124 13H128L129 15H128V14H124ZM175 13H176V14H175ZM193 13H194V14H193ZM205 13H206V14H205ZM61 14H62V15H61ZM132 14H134L133 17H135L136 19L134 18V20H132V19H133L132 16L130 17V15H132ZM152 14H153V15H152ZM166 14H167V15H166ZM216 14H217V15H216ZM226 14H227L228 17L226 16ZM236 14H237V15H236ZM253 14H254V15H253ZM37 15H38V16H37ZM59 15H61V17H60ZM72 15H73L75 18H74ZM76 15H78L80 18H79L78 16H76ZM82 15L84 16V18H83ZM125 15H126V16H125ZM127 15H128V16H127ZM141 15H142V16H141ZM143 15H144L145 18L148 17L147 20L143 17ZM162 15H163L164 17H163ZM180 15H181V16H180ZM192 15H194L193 18H192ZM201 15H202V16H201ZM204 15H205V16H204ZM221 15H222V16H221ZM223 15H224V16H223ZM229 15H230V16H229ZM249 15H250V16H249ZM259 15H260V16H259ZM46 16H47V17H46ZM91 16H92V15H91ZM136 16H138V17H136ZM172 16H173V17H172ZM175 16H176V17L178 16L177 18H178L179 20H178ZM203 16H204V17H203ZM233 16H234V17H233ZM241 16H242V18H241ZM247 16H248V17H247ZM262 16H263V17H262ZM36 17H37V18L39 17V18L36 19ZM42 17H43V18L45 17V19H44L45 22H43ZM76 17H77V19H76ZM129 17H130V18H129ZM139 17H141V18H139ZM161 17H162V18H161ZM165 17H166V18H165ZM182 17H183V18H182ZM185 17H188V18L186 19ZM201 17H202V18H201ZM230 17H231V18H230ZM40 18H41V20H40ZM60 18H61V19H60ZM71 18L73 19L72 22L70 21ZM86 18L88 19V21H87V20L85 21V23L87 22V24L85 25V23L82 22V19L85 20ZM128 18H129V19H128ZM131 18H132V19H131ZM137 18H138V19H137ZM143 18H144V19H143ZM153 18H154V19H153ZM169 18H170V19H169ZM174 18H175V19H174ZM197 18H198V19H197ZM220 18H221V19H220ZM250 18H251V19H250ZM253 18H254V19H253ZM78 19H79V20H78ZM141 19H143V20H141ZM158 19H159V20H158ZM163 19H165V21H164ZM167 19H169V20H167ZM176 19H177V21H176ZM184 19H185V21H184ZM194 19H195V20H194ZM204 19H205V20H204ZM235 19H236V21H235ZM241 19H242V20H241ZM244 19H246V20H244ZM248 19H249L250 21H249ZM36 20H37V21H36ZM68 20H69V21H68ZM74 20H76V21H74ZM77 20H78V21H77ZM90 20H91V21H90ZM129 20H130V22H132V23L128 22ZM131 20H132V21H131ZM137 20H138V21H137ZM145 20H146V22H145ZM161 20H163V21H161ZM170 20H171V21H170ZM206 20H207L208 22H207ZM209 20H210V21H209ZM224 20H225V21H224ZM226 20H227V21H226ZM258 20H259V21H258ZM260 20H261V21H260ZM39 21H41V22H43V23L40 22V23H41V24H40V23H38ZM64 21H65V22H64ZM79 21H81V24H80ZM89 21H90L91 23H90ZM133 21H135V22H133ZM136 21H137L138 23H137ZM140 21H141V22H140ZM148 21H149V22H148ZM159 21H160V22H159ZM168 21H169V22H168ZM172 21H175L176 23L174 22V24H173ZM179 21H180V22L182 21L181 24H180ZM187 21H188V22H187ZM221 21H223V22H221ZM237 21H238V22H237ZM241 21H242V22H241ZM254 21H255V22H254ZM150 22L152 23V27H153L154 29H152V27H151V23H150ZM156 22H157V23H156ZM163 22H164V23H163ZM171 22H172V23H171ZM194 22H195V23H194ZM257 22H258V23H257ZM68 23H67V24H68ZM83 23H84V24H83ZM88 23H90V24L88 25ZM139 23H140V24H139ZM142 23H143V24H142ZM146 23H147V24H146ZM149 23H150V24H149ZM153 23H154V24H153ZM161 23H163V25H162ZM166 23H167V24H166ZM168 23H169V24H168ZM189 23H190V24H189ZM199 23H200V24H199ZM206 23H207L208 25H210V26H208ZM224 23H225V24H224ZM231 23H232V24H231ZM239 23H240V25H239ZM248 23H249V25H248ZM43 24L46 25V26H44ZM91 24H93L92 27H90ZM141 24H142V26H141ZM155 24H156V27H158V26L160 27V26H161L160 28H161L162 30H161L159 27H158V29H156V27L153 26V25H155ZM157 24H160V25H157ZM170 24H173L174 26H173V25L171 26ZM175 24H176V25H175ZM178 24L181 25V26H178V29H177L176 26H177ZM192 24H194L195 26L192 25ZM202 24H203V25H202ZM205 24H206L207 27L205 26ZM81 25H82V26H81ZM87 25H88V26H87ZM146 25H147V26H146ZM168 25L171 26V27H169ZM184 25H185V26H184ZM187 25H189V26L187 27ZM201 25H202V26H201ZM217 25H218V26H217ZM234 25L236 26V28H234V27H235ZM259 25H260V26H259ZM84 26H86V28H85ZM127 26H130V25H127ZM137 26H138V27H137ZM144 26H146V28H145ZM149 26H150V28H151L150 30H149ZM164 26H165V27H164ZM197 26H198V27H197ZM229 26H230V27H229ZM44 27H45V29H43ZM80 27H81V28H80ZM88 27H90V28L88 29ZM130 27H131V26H130ZM141 27H142V28H141ZM143 27H144V28H143ZM162 27H163V28H162ZM168 27H169V29H168ZM175 27H176V28H175ZM184 27H185V28H184ZM202 27L205 28V29H202ZM212 27H213V28H212ZM221 27H222V28H221ZM243 27H244V28H243ZM82 28H83V29H82ZM92 28H93V30H95V31H92ZM94 28H95V29H94ZM164 28H167L168 30H166V29H164ZM170 28H171V30H170ZM174 28L176 29V31H175ZM179 28H180V30H179ZM181 28H182L183 30H181ZM187 28H188V29H187ZM190 28H191V29H190ZM194 28H195V30H194ZM199 28H201V29H199ZM206 28H208V30H207ZM240 28H241V29H240ZM261 28H262V29H261ZM38 29H41V30H38ZM69 29H70V30H69ZM84 29H85V30H84ZM159 29H160V31H158ZM163 29H164L166 32H169V33H167V36H168V34H169L170 36H168V37H169L170 39L173 40V36H174V38H175V37H176V38H179V40L175 38V40H173V41L171 40L172 42H174V43H172V42L170 41V39H169L167 36H164V35H166V32H165ZM184 29H185V31L187 30V31H186V34H185ZM189 29H190V31L192 30V33H189V32H190ZM197 29H198L199 31H198ZM230 29H231L232 31H230ZM249 29H250V30H249ZM260 29H261L262 31H261ZM42 30H44V32H43ZM82 30H83V31H82ZM90 30L92 31L91 33H90ZM144 30H145V31L148 30L147 33H146ZM169 30H170V31H169ZM173 30L175 31L174 33H177V34H178V32L180 33V31H181V33L184 31V32L182 33V35L185 34L186 36L183 35V37H182V36H181V33L178 34V35H180V36H178L177 34L171 33V32H173ZM177 30H178V32H177ZM205 30H206V31H205ZM219 30H221V31H219ZM225 30H226V31H225ZM227 30H228L229 32H228ZM236 30L238 31V33H236ZM39 31H42V32L40 33ZM77 31H78V33L80 34V36H78L79 34H76ZM80 31H81V33H80ZM85 31H86L87 34L84 35L83 33H84ZM88 31H89V33L91 34V37L94 38V36H96V37L94 38L96 42L94 41L93 38H91V37L89 36L90 34L88 33ZM127 31H129V29H128ZM151 31H154V33L157 32L155 35H159L158 37H160V38H158L157 36H154V35H153V32H151ZM162 31H164V32H162ZM193 31L195 32V34H194ZM251 31H252V33H251ZM130 32L132 33L133 31L130 30ZM130 32L128 33L129 35L131 34ZM148 32H149L150 34L152 33L151 35H152L153 37H152ZM160 32H161V34H160ZM187 32H188V33H187ZM198 32H199V33H198ZM203 32H205V33L202 34ZM210 32H211V33H210ZM241 32H242V33H241ZM92 33H93L94 35H93ZM209 33H210V34H209ZM226 33H227V34H226ZM75 34L77 35V38H79L78 40L76 39V35H75ZM147 34H149L150 36L148 37ZM171 34H174V35H171ZM187 34H188V36H187ZM191 34H192V35H191ZM206 34H207L208 36H207ZM241 34H242V35H241ZM42 35L44 36V38H43ZM45 35H46V34H45ZM81 35H82V36H81ZM161 35H163L162 37H164V39L169 40L168 42H170V43H168L166 40L164 41L163 38L161 37ZM175 35H176V36H175ZM198 35H199L200 37H198ZM202 35H205L206 37H205V36H202ZM211 35H212V36H211ZM246 35H247V36H246ZM255 35H256V36H255ZM262 35H263V36H262ZM87 36H88V37H87ZM177 36H178V37H177ZM189 36H190V37H193V38H192V42H191V40H190L191 38H190ZM201 36H202V37H201ZM251 36H252L253 38H252ZM83 37L91 38V39H87V40H86V38L84 39ZM150 37H151V38H150ZM154 37H156V38H155L156 40H155V39H152V38H154ZM186 37H188L189 39L186 38ZM227 37H228V38H227ZM230 37H231V38H230ZM234 37H235V38H234ZM42 38H43V39H42ZM81 38H82V39H81ZM143 38H144V39H143ZM161 38H162V39H161ZM180 38H181V39H180ZM199 38L202 39V42H203V43L201 42V39H199ZM203 38H204V39H203ZM208 38H209V39H208ZM213 38H214V39H213ZM256 38H257V39H256ZM45 39L47 40L46 42H45ZM80 39H81V40H80ZM142 39H143L144 41H143ZM149 39L151 40V43L149 42ZM182 39H183V40H182ZM195 39H196V40H195ZM207 39H208V40H207ZM215 39H216V40H215ZM233 39H234V40H233ZM261 39H262V40H261ZM79 40H80V41H79ZM89 40H91V41H89ZM92 40H93V42H92ZM133 40H132V41H133ZM141 40H142V41H141ZM160 40H161V41H160ZM176 40H177V41H176ZM198 40L201 42L202 45L204 44L205 47L202 46ZM203 40H204L205 42H204ZM210 40H211L212 42H211ZM240 40H241L242 42L244 41V42H243L244 44H243ZM250 40H251V41H250ZM253 40H254V41H253ZM146 41H147V42H146ZM152 41H153V42H152ZM178 41H180L182 44H180V42H178ZM187 41H189V42H187ZM194 41H195V42H194ZM197 41H198V42H197ZM238 41L240 42V44H239ZM89 42H90V43L92 42V43H91V46H93V50H95V51L92 50V47H91V46L89 47V45H90ZM94 42H95V43H94ZM155 42H156V44H155ZM222 42H223V43H222ZM247 42H248V43H247ZM252 42H253V43H252ZM76 43H77V44H76ZM88 43H89V44H88ZM93 43H94V44H93ZM147 43H148V44H147ZM157 43H158V44H157ZM159 43H160V45H159ZM162 43H164L165 45L162 44ZM166 43H168L169 45H170V44H172V45L169 46V45H167ZM183 43H184V45H183ZM192 43H193V44H192ZM196 43H197V44H196ZM205 43H206V44H205ZM232 43H233V44H232ZM241 43H242V44H241ZM45 44L42 43V45H45ZM86 44H87V45H86ZM149 44H150V45H149ZM152 44H154L155 47H156V45H157L158 49H156V48L154 49V45H152ZM161 44H162V45H161ZM178 44H179V45H178ZM190 44H191L192 46H191ZM208 44H209V45H208ZM213 44H214V45H213ZM249 44H250V45H249ZM257 44H258L259 46H258ZM14 45H15V44H14ZM42 45L40 46L39 49L42 51L43 54H45V53L47 52V53H46V54H47L46 56H48V61L52 58V59L50 60V62H49V67H50V69H51V68L53 69V70H52V69H51V70H52V72H53V75L55 76V77H54V80H55V82H56L57 77H58V79H59V77L62 75V74L60 75L61 72H60L59 70H63V69H61V67L58 66V65H59V64H58V60L56 59V56L53 57L55 54L52 53L51 50H49L50 47H47V46H46L47 44H46V45H45L46 47L43 46L44 49H42ZM177 45H178V46H177ZM186 45H187V46H186ZM195 45H196L197 47H196ZM198 45H201V48L204 47V48H202L203 50L200 49V46H198ZM227 45H228V46H227ZM240 45H241V46H240ZM245 45H246V46H245ZM48 46H50V44H49ZM87 46L89 47V48H88L89 51H92V53L88 52ZM147 46H149L152 50H150V48H148ZM160 46H162V47H160ZM165 46L169 47V49H168L167 47H166V48H167V49H166ZM172 46H173L174 48H176V49H174ZM175 46H177V47H175ZM180 46H183V48H182V47L180 48ZM184 46L186 47V49L184 48ZM207 46H208V47H207ZM209 46H210V47H209ZM226 46H227V47H226ZM229 46H230V47H229ZM239 46H240V47H239ZM255 46H256V47H255ZM135 47H137V48H135ZM170 47H171V48H170ZM178 47H179L180 49H179ZM188 47H189V49H188V51H187V48H188ZM190 47H192V48L194 47V48L191 49ZM216 47H217V48H216ZM235 47H236V48H235ZM247 47H248V48H247ZM258 47H259V48H258ZM262 47H263V49H262ZM46 48H47V49H46ZM90 48H91V49H90ZM160 48H162V52H163L164 49L166 50V51L164 50V51H165V52H164L165 54H164V53H163V54L166 55V56H168V58H169V55H167L166 53H168V54L170 53V58H171V59H172V58H173V59H175V58L177 59V60H176V62H177L176 64L174 63L175 60L173 61V59H172V62H168V65H172V66H170L171 68H173V65L175 64L174 68L172 69L173 71L170 70L171 68L166 64L167 61H165V60L171 61L170 58L168 59V58H167L166 56H164V55L161 56V55H162V52H161V51H158V50H161ZM172 48H173V49H172ZM205 48L208 49V52H209L211 55H210L208 52H206L207 50H204ZM212 48H213V49H212ZM234 48H235V49H234ZM240 48H241V49H240ZM244 48H245V49H244ZM85 49H87V50H85ZM147 49L150 50V51H148ZM177 49L179 50L178 52L181 53V54H180V53L178 54V56L180 55V58H179L178 56H177L178 58H177V57L174 58L175 54L177 55ZM194 49H195V50H194ZM247 49H248V50H247ZM259 49H260V50H259ZM43 50H44V51H43ZM80 50H81V51H80ZM155 50H156V51H155ZM174 50H175V51H174ZM184 50H186L187 52L184 51ZM189 50H190V51H191V50H194V52L191 53L192 51L190 52ZM245 50H246V51H245ZM48 51H49V52H48ZM133 51H134V52H133ZM152 51H153V53H152ZM154 51H155V52H154ZM169 51H171V52H169ZM172 51H174L175 54L172 55V54H171V53H173ZM201 51H202L203 53H201ZM260 51H261V52H260ZM79 52H78V53H79ZM85 52H86V53H85ZM93 52H94V53H93ZM97 52H98V53H97ZM148 52H149V54H151V55L153 54V56L150 57L151 55L149 56V55H148ZM150 52H151V53H150ZM159 52H161V53H159ZM183 52L186 54V55L183 54L185 57L182 55ZM204 52H205V54H204ZM212 52H213V53L216 52V53L213 54ZM229 52H230V53H229ZM231 52H232V53H231ZM238 52H239V54H237ZM51 53L53 54V56L51 55ZM158 53H159V56H158ZM190 53L193 54L194 57L191 56ZM194 53H195V55H194ZM197 53H198V55H199V54H200V55H199V56H198V55L196 56ZM218 53H219V54H218ZM227 53H228V54H227ZM243 53H244V54H243ZM48 54H49L50 56H49ZM87 54H88V55L90 54V58H91V57L94 58L95 56L97 57V55H98L99 58H100V60H99V59L96 60L97 58H96L95 60L93 59V61H94V63H95V65H94V64H93V61L90 62V60H89L90 58L88 57ZM93 54H95V55H93ZM105 54H106V56H108V58L105 57ZM141 54H142V55H141ZM143 54H144V55H143ZM160 54H161V55H160ZM224 54L227 55V58H226V56H225ZM230 54H231V55H230ZM251 54H252V57H251ZM256 54H257V55H256ZM91 55H93V56H91ZM102 55H103V56H102ZM140 55H141V56H140ZM202 55H204V56L206 55V56L204 57V56H202ZM207 55H208V56H207ZM214 55H215V56H214ZM237 55H238V56H237ZM241 55H242V56H241ZM51 56H52V57H51ZM83 56H82V58H83ZM142 56H144V57H142ZM146 56H147V57H146ZM172 56H173V57H172ZM182 56H183V57H182ZM186 56H187V57H186ZM189 56H191L190 60H189ZM201 56H202V57H201ZM210 56H211V58H212L213 60L210 58ZM224 56H225V57H224ZM228 56H231V57L233 56V57H232V61H233L232 64H231L232 61L230 60V61H231V62H230V61L228 60V59H229ZM234 56H235V57H234ZM245 56H246V57H245ZM18 57H19V61H18L19 64H17V61H16V60L18 59ZM18 57H17V53H16V54L14 55V58H15V62H16V64H17V67L20 65V62H21V65H20L19 68H23V66H22V65H23V60H22V58H21V56H20L19 54H18ZM49 57H50V58H49ZM85 57H87V58H85ZM148 57L150 58V61H148V60H149ZM155 57L158 58V59H156V60H158L157 62H156V60H155ZM162 57H163V58H162ZM192 57L194 58L195 62L192 60ZM222 57H224V58H222ZM231 57H230V58H231ZM254 57H255V58H254ZM92 58H91V60H92ZM103 58H104V59H103ZM110 58H111V60L114 59V61H113V62L110 61V60H109ZM112 58H113V59H112ZM145 58H148V59H145ZM160 58H161V59H160ZM166 58H167V59H166ZM181 58H185V61H186L187 58H188V61H186V64H185V62H184V59H181ZM195 58H196V59H195ZM202 58H203V59H202ZM205 58H206V59H205ZM209 58H210V59H209ZM233 58H235V59H233ZM236 58H237V59H236ZM242 58H243V59H242ZM251 58H252V60H251ZM20 59H21V60H20ZM102 59H103V60H102ZM106 59H107V60H106ZM143 59H144V60H143ZM159 59H160L161 61H160ZM162 59H163V60H162ZM164 59H165V60H164ZM179 59L182 60L184 63H183L182 61L179 62V61H180ZM200 59H201V60H200ZM253 59H254V61H253ZM54 60H56L57 62L54 61ZM86 60H87V61H86ZM138 60H140V61L142 60V62H140V61H138ZM145 60H147V62H146ZM151 60H152V61H151ZM154 60H155V61H154ZM178 60H179V61H178ZM197 60H198V61H197ZM206 60H207L208 62L211 61L210 64H212V61H214L213 64H212V65H214V66H212V65H211L212 67L210 66V69L212 68L211 70L208 69V68H209L208 65H210V64H207L208 62H207ZM209 60H210V61H209ZM216 60H217V62H216ZM224 60H225V61H224ZM227 60H228V61H227ZM234 60H235V61H234ZM236 60H237V61H236ZM260 60L263 61V62H261ZM52 61H53V62H52ZM85 61H86V62H85ZM96 61H97V62H96ZM98 61L100 62L101 65L98 64ZM116 61H115V62H116ZM143 61H144L145 63H143ZM162 61H164V62H162ZM190 61H191V62H190ZM196 61H197V62H196ZM51 62H52V64H51ZM87 62H89V63H91V64H89V63H87ZM102 62H103V63H106V64L104 65ZM107 62H108V63L110 62V64H107ZM111 62H112L115 66L112 65ZM117 62H118V61H117ZM150 62H151V63L153 62V63H152L153 65L155 64V67H154V68H153V65H152ZM154 62H155V63H154ZM193 62H194V63H193ZM200 62H201V64H200ZM220 62H221V63H220ZM225 62H226L227 64H226ZM237 62H238V63H237ZM250 62H251V63H250ZM86 63H87V64H86ZM96 63L98 64V67H97V64H96ZM138 63H139V64H138ZM141 63H142V64H146V65H144L145 67H141V66H143ZM147 63H148V67L146 68ZM158 63H159V64L161 63V64H160V65H157ZM163 63H165L166 65H165V64L163 65ZM172 63H174V64H172ZM178 63H180V65L185 64L186 66L183 65V66H180V67H182V68H180ZM187 63H189V64H187ZM196 63H197V64H196ZM239 63H240V64H239ZM50 64H51V65H50ZM53 64H56V66L53 65ZM92 64H93L94 66H93ZM116 64H117V65H116ZM191 64H192V65H191ZM202 64H203V66H201ZM215 64H217V65H215ZM229 64L232 65L233 68H228V69H227V67H231V66H228ZM233 64H234V65H233ZM242 64H243V65H242ZM246 64H247V65H246ZM253 64H254V65H253ZM107 65H108V67L110 68V70L112 69L111 71L109 70V68L107 67ZM109 65H110V66H109ZM156 65H157V66H156ZM177 65H178V67H177ZM194 65L197 67V70H199V71L196 70V67H195ZM198 65L201 66V67L199 68ZM206 65H207V66H206ZM223 65H225V66H223ZM237 65L240 66L241 68L238 67ZM255 65H256V67H255ZM258 65H259V67H258ZM51 66H52V67H51ZM95 66H96V67H95ZM101 66H102V67L104 66L103 69H101ZM111 66H112L113 68H112ZM116 66H118V67H116ZM150 66H151V67H150ZM166 66H167V67H166ZM187 66H188V68H187ZM204 66H205V68H206L207 70H209V71H207V70L204 68ZM215 66H217V67H216V68H217V71H215V70H216ZM242 66H244V67L242 68ZM55 67H57V69H54ZM58 67H59V70H58ZM114 67H116V70H117V71L115 70V73H114V70H113V69H115ZM156 67H157V69H155ZM162 67L165 68V69H166V68H169V69H166L169 73H168L166 70L164 71ZM183 67H185L186 69H183ZM189 67H190V69L193 68V69L196 70V71H194V70H190ZM221 67H222V68H221ZM254 67H255V68H254ZM261 67H262V68H261ZM99 68H100V69H99ZM107 68H108V71H106ZM144 68H145V69H144ZM149 68H150V69L152 68L151 70H153V71H151ZM198 68H199V69H198ZM202 68H203V69H202ZM214 68H215V69H214ZM238 68H239V69H238ZM94 69H96V70H94ZM147 69H149L150 72H148L149 70H147ZM158 69H159V72H158ZM187 69H188V71H187ZM204 69H205V70H204ZM219 69H220V70H219ZM223 69H224V70H223ZM230 69H231V70L233 69L234 72H232ZM56 70H57V71H56ZM154 70H156L155 73H153ZM181 70H182V71H181ZM185 70H186V71H185ZM201 70H202V71H201ZM248 70H249V71H248ZM251 70H252V71H251ZM254 70H255V71H254ZM101 71H103V72H102L103 74H102V73H99V72H101ZM109 71H110V72H109ZM112 71H113V72H112ZM118 71H119V72H118ZM160 71H161V72H160ZM162 71H163V72H162ZM174 71H175V72L178 71V72L175 74ZM184 71H185V72H184ZM191 71H192V72L194 71V73H192ZM213 71L215 72V75L218 74V75L215 77V78H217L216 81H217L218 84L216 83V81H213V83H209V77L207 76L206 73H207V72H208V73H209V72L214 73ZM225 71H226V72H225ZM229 71H230V72H229ZM235 71H236V72H235ZM237 71H240V72H237ZM55 72H56V73H55ZM64 72L67 73L66 71H64ZM64 72L62 71V73H64ZM94 72H95V73H94ZM104 72H105L106 75L104 74ZM156 72H157V73H156ZM164 72H166V74L168 73L166 76L169 77V75H170L169 80H168L166 77H164V75H163ZM171 72H172V73H171ZM173 72H174V73H173ZM188 72H189V75L191 76V77L189 76V78H188V75H186ZM198 72H199L200 74H199ZM202 72H203L204 74H202ZM221 72H222V73H221ZM227 72H228V73H227ZM231 72H232V73H231ZM249 72H250V73H249ZM257 72L259 73V75H258ZM57 73H58L60 76L56 75ZM65 73L62 75V77L65 76V78H67L66 76H68L69 79L67 78V79H65V81H63L64 77H63V78L60 77V79H62V81H63V84H64V83H65V84L62 85V81H61V80H59L60 82H56V83L61 84V85L63 86V87H61V85L59 86V87L61 88L60 91H61V93H62V95H63V96H61V98H63L62 103L65 101V98H67V99L69 100V99L73 96V97L71 98V99H73V101H74V103H72V106H71V105H68L69 103L71 104V102H73L72 100H69V101H68V100L66 99L65 103L67 102V103H66L67 105H65V103H63V105L65 106L64 109L67 111V114L69 113V114H68V117H67V122H66V125H67L66 133H67V135H68V134L70 135V136L68 135V136H69V137H68V140L70 141L69 138H71V135L74 134V133H75V134L78 133V134H79V135H77L78 137L80 136V134L83 136V133H80V132H82V131H80L81 129L78 130V131H80V132H78L77 129H76L77 132H76V131H75V132L72 131V130H74V129L77 127V123H78L79 127H80V125H81V121H80V120H82V118L80 117V116H81L80 114H77V113L79 112V110H78L79 108H78V109L76 108V107L79 106V105L77 104V103H79V102H78V98H76V100H77V101H76V100L74 99V97H75V93H76V97H79L78 95L82 93V91H81V93H80V90H81L80 87H82V86H81V81H80V84H79V81H78V80H80V79H77V76H76V79H75V77H74L75 75H74V76L72 75L73 77H71V74H70V76H69V73H67V74H65ZM97 73H98V75H97ZM108 73H109V74H108ZM110 73H111V74L113 73V74L110 75ZM116 73H117V75H115ZM142 73H143V72H142ZM158 73H159V75H158ZM161 73H162V74H161ZM179 73H180V75H179ZM195 73H196V74H195ZM224 73H227V74L230 73V74H232V75L229 77V75L226 76L227 74H224ZM235 73H236V74H235ZM239 73H240V74H239ZM244 73H245V74H244ZM254 73H255V74H254ZM256 73H257V74H256ZM22 74H23V73H22ZM119 74H120V76H119ZM160 74H161V77H160ZM164 74H165V73H164ZM172 74H173V76H172ZM174 74H175V75H174ZM177 74L179 75V77L182 75V76H181L182 78H181V77L178 78ZM192 74H193V77H194L195 75H197V74L200 75L202 80L200 79V76L197 75L198 77L195 76V77H197V78L194 77L195 80H194V82H192L193 80L191 81V79H194V78L192 77ZM194 74H195V75H194ZM205 74H206V75H205ZM233 74H234V75H233ZM101 75H105V76H103V79L107 76V77L109 78L108 81H107V79H104V81H102L103 79H102ZM109 75H110V77H109ZM183 75H184L185 77H184ZM203 75H204V76H203ZM243 75H244V76H243ZM99 76H100V78H99ZM117 76H119V79H117ZM174 76H175V77H174ZM176 76H177V77H176ZM186 76H187V77H186ZM206 76H207V77H206ZM233 76H234V77H233ZM237 76H238V77H237ZM254 76H255V77H254ZM9 77L11 78V76H9ZM18 77H19V78H18ZM18 77H17V79H12V78L10 79V82H12V84H11V86H10V93H11V90L13 91V89H14L16 93H15L14 91H13V92H14L15 94L19 93V96L21 97V99L23 98V99L21 100V104H22V106H23L22 108H24V110H22V113L24 114L27 110H28V112L25 113V114L22 115V116H23V117H27V119H28V114H29V112H30V113L32 112V111L30 110V109H31L30 106H31V103H32V101H31V100H32V96H31L32 93L29 94L30 91H29V93H25V92H28V90H29V89L25 86V79H24L25 76H24V75H20V76H18ZM22 77H23V78H22ZM93 77H92V78H93ZM107 77H106V78H107ZM113 77H115V78H113ZM157 77H158L160 80H163V79H164L165 83H164V81H160ZM162 77H164V78H162ZM172 77H173V78H172ZM202 77H203V78H202ZM218 77H219V78H218ZM226 77H227V78H226ZM241 77L243 78V80H242ZM258 77H259V78H258ZM21 78H22V79H21ZM72 78H73V79H72ZM97 78H98L99 81H97ZM111 78H113L114 80H112ZM161 78H162V79H161ZM165 78H166L167 80H165ZM174 78H175V80H174ZM177 78L179 79V81H181V79H182V81H181V82H178V81H177V80H178ZM183 78H184V79H183ZM185 78H186V79H185ZM190 78H191V79H190ZM205 78H206V79H205ZM225 78H226V80H225ZM228 78H229L230 80H228ZM234 78H235V80H233ZM19 79L21 80L20 84H19V82H18ZM71 79H72V80H71ZM74 79L76 80V83H77V86H78V87H77V86L75 87L76 83H73V82H75V81H73ZM101 79H102V80H101ZM176 79H177V80H176ZM187 79H188V81H189V80H190V81H189V82L186 81ZM198 79H199V80H198ZM218 79H219V80H218ZM221 79H222V80H221ZM239 79H240V81H239ZM252 79H253V80H252ZM17 80H18V81H17ZM23 80H24V81H23ZM67 80H68V81H67ZM110 80H112V81H110ZM116 80H117L118 82H116ZM197 80H198V82H197ZM237 80H238V81H237ZM255 80H256V81H255ZM57 81H58V80H57ZM159 81H160V82H159ZM166 81L168 82V84H169V82H170L169 85H170V87L172 86L171 88H169V85H168V84H167L168 86L166 85L168 88L164 86V84L167 83ZM171 81H172V82H171ZM174 81H175V82H174ZM183 81H184V82H183ZM185 81H186V82H185ZM195 81L198 83V84L196 83L197 86H196V84H195ZM199 81H200V82H199ZM201 81H203V82H201ZM207 81H208V83H207ZM218 81H219V82H218ZM221 81H222V82H221ZM225 81H226V82H225ZM249 81H250V82H249ZM22 82H24V83L22 84ZM67 82L70 83V84H68ZM71 82H72V83H71ZM157 82H159L160 84H157ZM173 82H174V83H173ZM177 82H178L179 84L181 83V85H179L180 87L178 86V83H177ZM190 82H191V83H190ZM214 82H215V83H214ZM228 82H230V84L234 82V83H233V87H231L232 84L230 85ZM240 82H242V83H240ZM257 82H258V83H257ZM262 82H263V83H262ZM13 83H14V84H13ZM66 83H67V85H69V87H67ZM96 83H97V84H96ZM102 83H106V84L103 85ZM115 83H119V84H115ZM161 83L163 84V86H162L163 90H161V89H162V88H161V85H162ZM171 83H172V84H171ZM175 83H177V84H175ZM186 83H188V84H186ZM192 83H193L194 85H193ZM199 83H201V84L199 85ZM203 83H204V84H203ZM206 83H207V84H206ZM259 83H260V84H259ZM74 84H75V85H74ZM101 84H102V85H101ZM150 84H151L152 86H151ZM153 84H154V85H153ZM155 84H156V86H158V85H159V86L156 87ZM173 84H175V85H173ZM189 84H190V85H189ZM208 84H210V85H208ZM227 84H229V85H227ZM237 84H238V85H237ZM240 84H241V85H240ZM243 84H244V85H243ZM254 84H255V86H254ZM257 84H258V85H257ZM262 84H263V85H262ZM19 85H20V87H19ZM72 85H73V87H72ZM105 85H106V86H105ZM119 85H120V88H121V89H118V88H119ZM176 85L178 86V87H176V89L180 88V89H178V90H175V88L173 89V90H175L174 93H175L177 96H179L178 102H176V101H177L176 98H178V97L176 96V98H175V94H173V93L170 91V89L172 90V88H173L174 86H176ZM184 85H186V86H184ZM187 85L191 86L192 88H190V87L187 86ZM225 85H226V87H225ZM246 85H247V86H246ZM252 85H253V86H252ZM24 86H25L27 89H26V88H22V87H24ZM70 86H71V87H70ZM97 86H99V87L97 88ZM103 86H104V87H103ZM154 86H155V87H154ZM194 86H196V87L194 88ZM206 86H207V87H206ZM208 86H209L211 89H210ZM211 86H212V87H211ZM227 86H228L230 89H229ZM258 86H259V87H258ZM64 87H65V88H64ZM74 87L76 88V90H75ZM100 87H101L102 89H99ZM181 87H182V88H181ZM214 87H215V88H214ZM234 87H235V88H234ZM249 87H251V88H250V89H247V88H249ZM254 87H255V88H254ZM257 87H258V88H257ZM20 88H21V89H20ZM63 88H64V89H63ZM77 88H78V89H77ZM166 88H167L168 91L166 90ZM187 88H188L189 90H188ZM193 88H194V90L197 92V95H198V94H201V95H200V96H197V95H196V92H194ZM198 88H199L201 91L198 90ZM225 88L228 89V90H226V93H224V92H225ZM253 88H254V90H253ZM67 89H68L69 91H68ZM95 89H96V90H95ZM98 89H99L100 91H99ZM113 89L115 90V88H113ZM159 89H160V90H159ZM164 89L166 90V93L164 92ZM184 89H185L186 91H185ZM191 89H192V90H191ZM208 89H209V91H208ZM212 89H213V91H215V89H217V90H216L215 92H212V91H211ZM233 89H234V90H233ZM245 89H247V90H245ZM22 90H23V91H22ZM62 90H64V91H62ZM65 90H67V91H66L67 94H68V92H69V93H70V92L72 93V90H73V92H74V91H75V92H74L73 94H68V95H67V94H65ZM97 90H98L99 92H95V91H97ZM173 90H172V91H173ZM190 90H191V92H190ZM229 90H230L231 92H230ZM236 90H237V91H236ZM243 90L248 91V92L245 93ZM19 91H20V92H19ZM116 91H115V92H116ZM123 91H124V90H123ZM183 91H184V92H183ZM187 91H188V92H187ZM198 91H200V93H198ZM210 91H211V92H210ZM233 91L235 92V94L233 93V94H231L232 96H230V93H232ZM240 91H241V92H240ZM242 91H243V93H242ZM249 91H251V93H250ZM13 92H12V95H13ZM63 92H64V93H63ZM78 92H79V93H78ZM103 92H105V93L103 94ZM161 92H162V93H161ZM169 92H171L172 94H171V93L169 94ZM178 92H181L182 95H183V97H187L186 94H187V95H190V96H189L190 98L187 97V98H185V99L183 100V97H182L181 93L179 94ZM192 92H193V93H192ZM201 92H202V93H201ZM205 92H206V93H205ZM207 92L209 93V95L211 94L210 96H211V99H213V104H212V100H209V99H210V96L208 95V96H209V99H208V96L206 97V95L208 94ZM219 92H220V94H219ZM222 92H223V93H222ZM227 92H228V94H227ZM260 92H261V93H260ZM262 92H263V93H262ZM61 93H60V94H61ZM77 93H78V95H77ZM98 93H99V94H98ZM101 93H102V94H101ZM118 93H119V92H118ZM120 93H121L122 95L120 94V97H119L120 101H119V103L122 104V105H123V109H125V105H126L125 102L127 103V100H126L127 97L125 98L126 101H124L123 98H124V96H126V94H124L125 91H124V92L120 91ZM185 93H186V94H185ZM213 93H214V94H217V93H218V94L213 96V95H212ZM221 93H222V94H221ZM240 93H241V94H240ZM248 93H250V94H248ZM256 93H257V94H256ZM27 94H28V95H27ZM96 94H98V95H96ZM100 94H101L102 97L100 96ZM105 94H107L108 96L105 95ZM156 94H158V96H156ZM161 94L165 95L166 97H161V96H159V95H161ZM178 94H179V95H178ZM184 94H185V95H184ZM203 94H204L205 97L202 98V95H203ZM223 94H224V96H226V97H223ZM242 94H243V95H242ZM244 94H245V95H244ZM8 95L11 96V94H8ZM17 95H18V94H17ZM29 95H30V96H29ZM65 95H67V97H66ZM123 95H124V96H123ZM151 95H152V96H151ZM173 95H174V96H173ZM218 95H219V96H218ZM220 95H221V96H220ZM233 95H234V96H233ZM250 95H251V96H250ZM68 96H70V97H68ZM98 96H100V97H98ZM103 96H104L106 99H105V98L103 99ZM155 96H156L157 99H159V100H157ZM215 96H216V98H215ZM217 96L219 97V99L217 98ZM245 96H246V97H245ZM258 96H259V97H258ZM97 97H98L99 99H98ZM108 97H109V98H108ZM122 97H123V98H122ZM160 97H161V98H160ZM181 97H182V98H181ZM195 97H198V98H195ZM199 97H200V99H199ZM212 97H213V98H212ZM220 97H221V100H220ZM227 97L229 98V100H228ZM230 97H232V99H231ZM235 97H236V99L234 100ZM241 97H242V98H241ZM250 97H251V99H249ZM100 98H101V99H100ZM154 98L152 97L153 101H154ZM163 98H164V99H163ZM180 98H181L182 101L180 100ZM192 98L198 99V101H196L197 103L194 101L195 99H192ZM222 98H225V99H222ZM243 98H245V99H243ZM252 98H253V99H252ZM107 99H109V100L106 101ZM119 99H118V100H119ZM121 99H122V100H121ZM162 99H163L164 101H165V99H166V101L164 102ZM186 99H187V100L189 99V100L187 101V103H186ZM190 99H192V101H194L193 104H192V102H191ZM202 99H203V100H202ZM215 99H216V100L218 99L217 103H216ZM100 100H103V101L101 102ZM156 100H157V101H156ZM168 100H169V99H168ZM205 100H209L211 103H210L209 101H207V102L210 103V104L208 103L209 105H207V102H206ZM223 100H224V101H227V100H228V101L225 102V104H224ZM238 100H239V101H238ZM245 100H246V101H245ZM249 100H250V101H249ZM252 100H253V101H252ZM259 100H260V101H259ZM25 101H26L27 103H25ZM122 101H124V102L122 103ZM162 101H163L164 103H162ZM179 101H181L182 103L179 102ZM189 101H190V102H189ZM199 101H201V102H199ZM220 101H222V102H220ZM229 101H230V102L232 101V102H231V103H228ZM234 101H235V102H234ZM22 102H23V103H22ZM117 102H118V101H117ZM183 102L186 103V104H183ZM198 102L200 103V104H199L200 106L198 105ZM204 102L206 103L207 107H206V105H205ZM219 102H220V103H219ZM243 102H244V103H243ZM250 102H251V103H250ZM2 103H3V102H2V100L0 99V105H1L0 107L2 108V111L5 112V113H3L2 111L0 112V116H1V117H0V128H1L2 126L5 127L6 125H7L6 128H8V125H9L10 123H8L7 121L10 122V120L6 117V114H7V113H6V110H3V109L5 108V106H4V104H2ZM103 103H102L101 105H103ZM109 103H110V105H109ZM156 103H154V106H155ZM160 103H159L158 105L156 104V108H157V110L159 111V108H161V107L163 108V107H164L163 109H162V108L160 109V111H161L160 114L163 115V116H165V115H167V114H165V113H163V112L166 111V107H165L166 104H165L164 106H162ZM176 103H177V104H176ZM218 103H219V104H218ZM226 103H227V104H226ZM236 103H237V105L234 106ZM24 104H25V105H24ZM75 104H76V105H75ZM105 104H104V105H105ZM191 104H192V105H191ZM201 104H202V105L204 104L203 107H202V109H201V106H202ZM211 104H212L213 106H214V104H216V105H217V106L215 105L216 108H213V106H212ZM223 104H224V105H223ZM233 104H234V105H233ZM240 104H241V105H240ZM246 104H248V106H247ZM249 104H250V105L252 104L254 108L252 107V105L249 106ZM256 104H257V105H256ZM2 105H3V107H2ZM26 105H28V107H27ZM182 105H183V106H182ZM187 105H188V107L186 108V109H187V110H186V109H185V106H187ZM197 105H198V106H197ZM221 105H223V106H221ZM225 105H226V106H225ZM230 105H232V106H230ZM262 105H263V106H262ZM64 106H63V107H64ZM70 106H71V107H70ZM106 106H107V105H106ZM108 106H107V107H108ZM127 106H128V104H127ZM127 106H126V107H127ZM157 106H158V107H157ZM192 106H193V107H192ZM208 106H210V107L212 106V107H211V108L209 107V108H210V109H209ZM241 106H242V107H241ZM66 107H69V108H70V112H71V113L69 112L68 108H66ZM72 107H73V108H72ZM74 107L77 109L76 112H74V111L76 110ZM109 107H108V108H109ZM111 107H110L109 109L107 108V109H108V110H107V113L109 112V115H110L111 113H113V114H111V117H116V115H114V114H115V113H114V109H112L113 107H112V108H111ZM180 107H181V108L184 107V108H182V109L185 110V112H186L187 114H186L184 111H181L182 109H181ZM195 107H196V108H195ZM205 107H206V108H205ZM226 107H229V108H228L229 110H230L231 107H232L233 110L230 111V112H231V113H230L231 116H229V114L226 115V113H225V110H226L225 108H226ZM235 107H237V108H235ZM1 108H0V109H1ZM71 108H72V109H71ZM188 108H192V109H191L192 111H193L194 108H195L194 110H196L197 108H199L198 110L200 111V109H201V111L199 112V111L196 110L197 112H194V111H193V112H190V109H188ZM212 108H213V109H212ZM220 108H221V109H220ZM239 108H240V109H239ZM261 108H262V109H261ZM123 109H122V110H123ZM127 109H128V107H127L125 110H123L122 112H123V114L126 113V115L128 116V113L126 112V111H128ZM164 109H165V111H163ZM205 109H207L209 112H208L207 110H205ZM215 109H217V110L220 112V113H219L220 115L223 114V116H225V115L228 116V117H226V120H227L228 122L230 121V122L228 123V126L231 125V128L229 127V129L232 130V133L234 134V135L231 134V136H232L231 138L234 137L233 139H235V140H234L235 143H234V141H232V139H230V143H227V144H226L227 141L225 142L224 138H222V135H221L222 130H223V129H221V128H222V125L219 124V121L217 122V123H218V124H217L216 121H215V119H214V117H215V116H214V115H215ZM224 109H225V110H224ZM248 109H249V110H248ZM255 109H256V110H255ZM72 110H74V111H72ZM112 110H113V112H111ZM202 110H203V113L201 114ZM210 110H211V111H210ZM221 110H222V111H221ZM234 110H236L237 112H236V111L234 112ZM250 110H251V111H250ZM23 111H24V112H23ZM187 111H189L192 115L189 114ZM206 111H207V112H206ZM212 111H213V112H212ZM262 111H263V112H262ZM73 112H74V113H73ZM166 112H167V111H166ZM175 112H176V113H175ZM181 112H182V115L180 114ZM222 112H224V113H222ZM238 112H239V113H238ZM254 112H255V113H254ZM79 113H80V112H79ZM162 113H163V114H162ZM194 113L196 114V116H195ZM199 113H200V114H199ZM210 113H211L212 115H211ZM228 113H229V112H228ZM233 113H234V114H233ZM256 113H257V114H256ZM260 113H261V114H260ZM2 114H4L5 116H4V115H3V116L6 117V118L2 117ZM70 114H71V116H69ZM164 114H165V115H164ZM205 114H206V115L209 114L211 118L209 117V115L206 116ZM247 114H249V115H247ZM251 114H252V115H251ZM258 114H259V115H258ZM78 115H79V116H78ZM113 115H114V116H113ZM126 115H124V118L127 119V117H125ZM183 115H184V117H183ZM186 115H187V116H186ZM203 115H204V116H203ZM220 115H219V116H220ZM232 115H234V116L232 117ZM237 115H238V116H237ZM244 115H245V116H244ZM246 115H247V116H246ZM159 116H160V115H159ZM179 116H180V117H179ZM189 116H190V117H189ZM191 116H192V117H191ZM193 116H195V117H193ZM223 116H221V119H224V118H225V117H223ZM251 116H252V117H251ZM70 117L73 118V120L75 121L74 125L72 124L74 121H73V120L71 121V120H70ZM185 117H187V118L189 117V118L187 119V118H185ZM229 117L232 118V119H230ZM234 117H235V118H234ZM239 117H240V118H239ZM247 117H248V119H247ZM249 117H250V118H249ZM253 117L256 118V119H254ZM3 118H4V119H3ZM79 118H81V119L79 120ZM162 118H163L164 120H165V118L167 119L166 116H165V117H161V120H163ZM174 118H175V117H174ZM190 118H191V119H190ZM207 118H210V119L207 120ZM241 118H243V119L245 120V122H244V120L241 119ZM257 118H258V119H257ZM259 118H260V119H259ZM126 119H125V120H126ZM186 119H187V121H186ZM233 119H235V121H233ZM3 120H6V121L4 122ZM121 120H122V117H121L120 121H121ZM183 120H184V121H183ZM188 120H189V121H188ZM191 120H192V121H191ZM193 120H194V122L196 121L195 123H197V121H198V123L201 122V124H203L204 120H206L207 122L205 121V123H204L205 125H201V126H199L200 124H199V125H198V123L195 124V123L193 122ZM240 120H241V121H240ZM242 120H243V121H242ZM247 120H249V121H247ZM257 120H258V121H257ZM2 121H3L4 124H2ZM68 121H70V122H68ZM120 121H119L120 126H121V124H124V125H122V126H125L126 123H128V124H126V127H127V128H124V130H122L123 127L120 128V126H119V127L117 126L118 129L120 128L119 130H120L121 132H120V131L117 129V127L115 126L116 123L113 124V126L116 128V129H115V130H116V131H115V132H116V133H115V136H116V137H119V135H122V133L125 131V129L130 131V127H131V126H130L131 123H129L130 121H129L128 119H127L128 122L125 121L126 123H125V122L123 123L124 120L121 121L122 123H120ZM165 121H166V120H165ZM210 121H211V122H210ZM253 121H254V122H253ZM6 122H7V123H6ZM115 122L118 123V120L116 121V119H115ZM184 122H185V123H184ZM191 122H192V123H191ZM231 122H232V123H231ZM234 122H235V124H234ZM242 122H244V123H242ZM255 122H256V123H255ZM67 123H69V125H70V123H71L70 127H68L69 125H68ZM132 123H133V122H132ZM183 123H184V124H183ZM213 123H216V124H213ZM230 123H231V124H230ZM239 123H240V124H239ZM251 123H252V124H251ZM254 123H255V124H254ZM262 123H263V124H262ZM75 124H76V125H75ZM119 124H116V125H119ZM174 124H175V125H174ZM229 124H230V125H229ZM233 124H234V126H232ZM236 124H238L240 127H239L238 125H236ZM241 124H242V125H241ZM246 124H247V125H246ZM4 125H5V126H4ZM127 125H129V127H128ZM132 125H133V124H132ZM178 125H180L181 127H179ZM210 125H211V126H210ZM212 125H213V126H212ZM258 125H259V126H258ZM73 126H74V127H73ZM75 126H76V127H75ZM185 126H186V127H185ZM189 126H190V127H189ZM193 126H194V128H191V127H193ZM195 126H196V129H195ZM198 126H199V128H198ZM219 126H220V127H219ZM3 127H2V128H3ZM79 127H78V129H79ZM177 127L180 129L179 131H181V130H182V131L179 132V131L177 130L179 133H177V131H175V132L177 133V134H176V133L174 132V130L178 129ZM182 127H185V128H182ZM218 127H219V128H218ZM232 127H233V128H232ZM2 128H1V129H2ZM69 128H70V129H69ZM71 128H72V129H71ZM73 128H74V129H73ZM128 128H129V129H128ZM188 128H189V129H188ZM197 128L200 129V132H201V133L199 132V130H198ZM216 128H217V129H216ZM236 128H237V129H236ZM239 128H240V129H239ZM250 128H251V129H250ZM1 129H0V134H1L2 132L4 133V131H2V130H5L4 128H3L2 130H1ZM67 129H69V130L67 131ZM132 129H133V126L131 127V131H130V132H129V131H126V135L130 133V134L127 135V136L124 135L125 132L123 133V135H124L123 137H124V138H123L122 136H120L121 138H120V137H119L118 139L116 138V139H117V140H116V141H117V142H116L117 145H115V146H117V150H118L119 152H122V151H123V150H122L123 146H126V147H124V148H129V146L131 145V142H130V141H131L132 136H133L132 134H134L133 131H132ZM155 129L157 130V133H160V132H159L160 130L158 131V129H160V127H159L158 129H157V128H155ZM155 129H150V131L152 130L153 132L156 133V130H155ZM173 129H174V130H173ZM183 129H184L185 131H184ZM186 129H188V130H187V133H185V132H186ZM190 129H191L192 131H191ZM204 129H205V130H204ZM211 129H212V130H211ZM238 129H239L240 132H238ZM249 129H250V130H249ZM28 130H29V132H28ZM28 130H25L24 133H25V132H26L25 134L28 133L27 136H30V137H27V136L24 134V136H25L24 138H25V139L32 140V138L34 137L33 139H35V135H34V136L32 135V131L30 130V127H28ZM154 130H155V131H154ZM193 130H194V131H193ZM203 130H204L205 132H204ZM215 130H216V131H215ZM233 130H236V132H233ZM248 130H249V131H248ZM252 130H253V131H252ZM69 131H70V132H69ZM183 131H184L185 134L183 133ZM190 131H191V133H190V136H189V133H188V132H190ZM195 131H196V132H195ZM210 131H211V132H210ZM214 131H215V134H213ZM220 131H221V132H220ZM244 131H245V132H244ZM73 132H74V133H73ZM127 132H128V133H127ZM219 132H220V133H219ZM237 132H238V133H237ZM258 132H259V133H258ZM260 132H261V133H260ZM3 133H2V134H3ZM70 133H72V134H70ZM119 133H120V134H119ZM197 133H200V134L197 135ZM204 133H205V134L208 133V134L205 135ZM209 133H211V134L209 135ZM216 133H217V134H216ZM218 133L220 134V136L217 137V135H219ZM247 133H248L250 136H249ZM251 133H252V134H251ZM256 133H257V134H256ZM2 134L0 135L1 137H2ZM29 134H30V135H29ZM33 134H34V133H33ZM169 134H170V135H169ZM175 134L178 135V137H177ZM181 134L184 135L185 137H187L186 139H189V140H187V143L185 142L186 140H185L184 136H182ZM191 134L194 135V136L192 135L193 138L196 137L195 140H194V139L192 140L193 142L196 141L194 144L191 142V138H192V137H191ZM195 134H196V135H195ZM235 134H239V135L236 136ZM240 134H241V136H240ZM243 134H244V135H243ZM258 134H259V135H258ZM168 135H169V136H168ZM171 135H172V137H171ZM201 135H202V136H201ZM208 135H209L210 137H209ZM214 135H215V136H214ZM77 136L75 135L74 138H73V140H72V138H71V141H74V142H70V143H69V145L71 144L70 147H74V149H75L76 145H78L77 147H80L79 144L82 145V144H83V140H84V136H83V137L80 136L79 139L77 138ZM128 136H131V138L128 137ZM203 136H204V138H203ZM211 136H212V137H211ZM235 136H236V137H235ZM262 136H263V137H262ZM1 137H0V139H1ZM3 137H4V135H3ZM125 137H127V138H125ZM197 137L200 138V139L202 138V139L199 140ZM259 137H260V138H259ZM81 138H82L83 140H82ZM122 138L125 139V140L122 141ZM207 138H209V139H207ZM210 138H212V139H210ZM213 138H214V139H213ZM215 138H216V139H215ZM217 138H218V139H217ZM219 138L221 139L222 142L219 140ZM238 138H239V139H238ZM244 138H245V139H244ZM250 138H251V139H250ZM253 138H254V139H253ZM257 138H258V139H257ZM14 139H15V137H14ZM75 139H76L77 141H76ZM127 139H129L130 141H128ZM183 139H184V140H183ZM259 139H260V140H259ZM3 140H4V138L1 139V143L4 142ZM36 140H38V138H36ZM36 140H35L36 143H34L35 145H37V142H38V141H36ZM81 140H82V142H81ZM126 140L128 141V143L126 142ZM198 140H199L200 142H201V141H202V142L200 143ZM214 140H215V141H220L221 143L225 142L223 145H224L225 147H226V145H227V147L225 148L224 146H223V147L220 146L221 143H219V142H215V143H217L218 145L215 144V143H214ZM244 140H245V141H244ZM250 140H251V141H250ZM257 140H258V141H257ZM2 141H3V142H2ZM12 141H14V142H12ZM15 141H17V139H16V140H13V138H12V139H11V142H12V143L10 144V146L12 147L11 149H12L13 153H14L15 156H16L18 151H14V149L17 147L16 150H17V149L20 150V149H19L20 146L18 147V144H17V146L15 145L16 147H15V146H12V144L14 145L15 143H17V142H15ZM32 141H33V140H32ZM79 141H80V143H79ZM121 141L124 142V143H122ZM167 141H166V142H167ZM182 141H183V143H182ZM209 141H210V142H209ZM238 141H240L241 146H240V143H239ZM75 142H78L79 144H77V143L75 144ZM190 142H191V144H190ZM206 142H207V143H206ZM232 142H233V143H232ZM236 142H238V143L236 144ZM257 142H258V143H257ZM262 142H263V143H262ZM1 143H0V146L2 147V144H1ZM72 143H73V144H72ZM81 143H82V144H81ZM126 143H127V145H129L128 147H127ZM132 143H133L132 148H129L128 151H129L130 154H131L132 152H134V153H135L134 155H133V153H132L133 156L138 155L140 150H139V148L137 147V145L134 143V141H132ZM196 143H198V144L195 145ZM205 143H206V144H205ZM212 143H213L214 145H213ZM244 143H245V144H244ZM250 143H251V144H250ZM253 143H254V144H253ZM261 143H262V144H261ZM3 144H5V143H3ZM34 144H33V145H34ZM121 144H123V145H121ZM200 144H201V145L203 144V145H202L203 148H202V146H201ZM225 144H226V145H225ZM229 144H231V145L229 146ZM233 144H235L234 147H232ZM238 144H239V145H238ZM256 144H257V145H256ZM260 144H261V145H260ZM73 145H74V146H73ZM119 145H121L122 147H120ZM134 145H135V146H134ZM181 145L177 144V148H176L177 151H178V149H179V151L182 152V150H183L182 148H183V147H178V146H181ZM199 145H200V146H199ZM207 145H208L209 147H211V148L209 149ZM211 145H213L215 148H216V146H218V147L221 149V150H220L218 147L215 149V150H217V149L219 150V151L216 152L218 155H217V154L215 153V151L213 150L214 147H213V149H212V146H211ZM236 145H237V146H236ZM243 146H244V147H243ZM248 146H249V147H248ZM1 147H0V150H2V151H0V156H1V157H0V159H1V160H0V169H1L0 171H2V170H3V171L0 172V181H1V182H0V183H1V184H0V188H2V189L0 190V197H2V198L0 199V203H1L3 206H1L0 209L3 210V208L6 206V207L4 208V210H3V212L5 211L4 213L7 214V215L5 216V215L3 214V212H2V214L4 215V216H3V215L1 214V211H2V210H0V217H2V220L4 219V220H3V222H4L3 225H5V226H4L5 228H7V227L10 226V225L12 226V224H14V225L17 226V224L19 223V220L21 219V217H20V215H19L18 217H19L20 219H17L18 217L16 216V214H17L18 212H17V210H16V211L14 210V208H15V209H17V208L14 207V206H16V203H15L14 201H12V200H13L12 198H14V195H13V194H14V193H13L14 191H13V189H12V192H11V188H12V186H11V188L9 187V186L11 185V183L9 182L10 185H9V186H6V184L8 183V181H9L10 178H9V179L6 178V177H9V175H8V172H7V171H8V169H7V168H8V163H7V162L5 163V158H6V157H5V153H3V154H4L3 157H5V158H4V161H2L3 157H2V154H1V153L4 152L3 150H6V149H4V148H5V145H4V147H2L3 149H2ZM77 147H76V149H78ZM119 147H120V148H119ZM192 147H193V148H192ZM239 147H241V149H243V150H244V148H245V150H244L245 152L242 150V152H243L244 154H241L242 152H241V151H240V152L238 151V150H241ZM246 147H247V148H246ZM254 147H255V148H254ZM21 148H22V147H21ZM134 148H135V149H134ZM190 148H191L192 151L189 150ZM207 148H208V149H207ZM227 148H228V149L230 148L231 150H227ZM235 148L238 149V150H235ZM257 148H258V149H257ZM261 148H262V149H261ZM120 149H121L122 151H121ZM133 149H134V150H133ZM136 149H137V150H136ZM222 149H223V150H222ZM232 149H233V151H234L233 153L231 152ZM248 149H249L250 151H249ZM252 149H253V150H252ZM21 150H22V151H21ZM21 150H20V151L22 152V153H21L22 155L19 154V153H20V151H19L18 156L20 155V156H22L23 158H21V157L19 156V157H20V160H21V159H24V158L26 157V156L24 157L25 154H23V152H24V151H23V148H22ZM132 150H133V151H132ZM138 150H139V151H138ZM193 150H194V151H193ZM209 150H210V151H209ZM211 150H212V151H211ZM224 150H225V151L227 150V151L224 152ZM130 151H131V152H130ZM136 151H137V152H136ZM179 151H178V152H179ZM228 151H229V152H228ZM237 151H238V152H237ZM255 151H256V152H255ZM178 152H177V153H178ZM185 152H183V154H184ZM189 152H191V153H189ZM201 152H202V153H201ZM219 152H220V154H219ZM235 152H236V155H235ZM258 152H260V153H258ZM24 153H25V152H24ZM188 153H189V155H188ZM203 153H204V155H203ZM214 153L217 155V157H216V155H215ZM228 153L230 154V158H229V162L227 163V162H225L223 159H224V157L226 156V154L229 155ZM231 153H232V154H231ZM245 153H246V154H245ZM257 153H258V154H257ZM190 154H191V155H190ZM200 154L203 155V156H201ZM213 154H214V155H213ZM224 154H225V156H224ZM233 154H234L235 156H234ZM259 154H260V155H259ZM198 155H199V156H198ZM208 155H210V156H208ZM221 155L223 156V157H222L223 159H222V158L219 159ZM238 155H239V156H238ZM251 155H252V156H251ZM258 155H259V156H258ZM39 156H40L39 159L37 158L39 163H40V162H43V161L46 162V160H45L46 158H45V157H43L42 155H39ZM41 156L44 158L43 161H42V157H41ZM211 156H212V157H211ZM214 156H215V157H214ZM232 156L234 157L233 159H232ZM241 156H243L244 158L241 157ZM247 156H248V157H247ZM16 157H17V156H16ZM183 157H185V156H183ZM199 157H200V158H199ZM201 157H202V158H201ZM207 157H208V158H207ZM236 157H237V158H236ZM261 157H262V158H261ZM210 158H211V159H210ZM241 158H242V159H241ZM259 158H260V159H259ZM48 159H49V161H47L48 164H45V163L43 162V164L46 165L45 167H44V166L42 167V163H41V164H39V163L37 164V160H36V162H35V161H34V162H35L37 165H39V166H37V167H41V168H42L41 170H43L44 168H45V170H48V169H49V170H48V173H49V171H50V169H51V168H49V167H50L49 164H50V159H51V158L48 157ZM182 159H184V158H182ZM182 159L178 158L177 161H178V162L181 161V162H180V165L183 166V167L186 166L185 168L187 169V165H186V163H185V165L182 164V162H185V161H183ZM185 159H186V158H185ZM199 159H200V161H199ZM208 159H209L210 161L212 160L211 163H213V161L216 160L217 163H216V162L213 163L215 166H214L213 164L211 165L210 162H208V161H209ZM213 159H214V160H213ZM243 159H245V161H244ZM18 160H19V158H18ZM28 160H29V159L26 158V159H24V163H22L23 166H25V167L28 169V170H27V169L25 168V169L28 171V173L26 172L25 176H26V175L28 176L30 173H31V174H34V171H38V168H36V166H35L36 164H35L34 162L32 163V161H30V160L28 161ZM202 160H204V161L206 160L205 163H207V164L205 165L204 162H203ZM220 160H221L222 162L224 161V162L227 164V166H228L227 168L230 167V169H229L230 171H228V169L226 168V164H225L224 162H223V163H224V164H223ZM230 160L232 161V163L230 162ZM233 160H234L235 162H233ZM246 160H247V161H246ZM255 160H256V161H255ZM1 161H2V162H1ZM26 161H28L27 164H26ZM79 161H80V160H79ZM201 161H202V162H201ZM218 161H219V162H218ZM3 162H4V163H3ZM21 162H23V160H22ZM29 162H30V164H29ZM47 162H46V163H47ZM75 162L78 163V161H74L73 163H74L76 166H74V164H72V168H73L74 170L77 169L78 167H80V168H78V169H79L78 172H77V171H74V170L71 168L72 173L75 172L74 174H77V173L79 174V172H80V173H83V170H84V175H83V174H80V176H81V175L85 176V177L81 176V178H80L79 175H78L79 177H77L76 175H73L74 178L76 177V178H75L76 181L78 182V179H80V180H79V182H80V181L84 180L83 178H87V179H85V180L88 181L89 178H88V174L86 173V172H87V169H85V168H86L85 165H82V164H84V162H80V163H79V164H81L82 166H81V165L79 166V164H78V166H77V163H75ZM238 162L241 163V164H239ZM248 162H249V163H248ZM251 162H252V163H251ZM253 162H254V163H253ZM208 163H209V164H208ZM215 163H216V164H215ZM234 163H235V164H234ZM237 163H238V164H237ZM261 163H262V164H261ZM5 164L7 165V168H6V165H5ZM33 164H35V165H33ZM218 164H219V165H218ZM221 164L224 165V166L222 167ZM231 164H232V166L235 165L233 170H231V168H232ZM249 164H250V165H249ZM254 164H255V165H254ZM2 165H3V166H2ZM26 165H27V166H26ZM28 165H31V169H34V170L32 171L31 169H29L30 166H28ZM32 165L34 166V168H33ZM48 165H49V167H48ZM216 165H217V166H216ZM241 165H243V166H241ZM244 165H245V167H244ZM181 166H180V168H181ZM208 166H210V167H208ZM211 166H214L216 172H217V171H218V172H221V170H222V173H223V174L220 173V174H222V175H220L219 173H217V174L215 173L217 176L219 175V176H218L219 178H217V176L213 178L212 175L214 174L215 171H214V169H212ZM219 166H220V168H219ZM237 166H238V167H237ZM239 166H240V167H239ZM250 166H251V167H250ZM28 167H29V168H28ZM47 167H48V169H46ZM76 167H77V168H76ZM83 167H84V169H83ZM183 167H182V168H183ZM235 167H236L237 169H236ZM242 167H243V168H242ZM246 167H247V169H246ZM248 167H249V168H248ZM185 168H183V169H182L183 171H182V170H181V171H182V173L184 172L183 174H185V176H186L187 174H186V172H185ZM216 168H217V169H216ZM225 168L227 169V173H226L225 170H224ZM238 168H239V169H238ZM241 168H242V170H241ZM253 168H254V170H253ZM6 169H7V171H6ZM35 169H37V170H35ZM39 169H40V168H39ZM80 169H81V170H80ZM207 169H208V170H207ZM209 169L211 170V172H213V173H211V175H209V174H210V170H209ZM218 169H220V171H219ZM262 169H263V170H262ZM29 170H30L31 172H30ZM41 170H39L38 173L36 172L35 174H38V175L40 174V178H42V179L45 180L47 177H46V178H44V177H45V176H49V174L47 173L46 175H45V174H42V175H41V172H42ZM127 170H128V168H127ZM201 170H202V171H201ZM205 170H206V171H205ZM248 170H250V171L248 172ZM81 171H82V172H81ZM128 171H129V170H128ZM198 171H199L200 173H201V172H202V173L200 174ZM234 171H235V172H234ZM251 171H252V172H251ZM254 171H255V172H254ZM261 171H262V172H261ZM5 172H7V174H6ZM45 172H47V171H44V170H43V173H45ZM232 172H234V174H233ZM245 172H246V173H245ZM259 172H260V173H259ZM203 173H205V175H204ZM206 173H207V175H206ZM224 173L226 174L225 179H224V176H225ZM231 173L233 174V177L235 178V180H234V178L232 177V174H231ZM236 173H237V174H236ZM247 173H248V174H247ZM250 173H251V175H249ZM5 174H6V176H5ZM31 174L29 175V177H26V181H27V180L29 181V180L32 178V176H34V177L37 176V177H38V175H35V174H34V175H31ZM85 174H87V175H85ZM199 174H200V175H199ZM215 174H214L213 176H215ZM227 174H230V175H227ZM242 174H243V175H242ZM7 175H8V176H7ZM201 175H202V176H201ZM236 175H238V176H236ZM239 175H240V176L242 175L243 177H244L245 175H249V177H248V176H245V177L243 178V177H240ZM253 175H254V176H253ZM208 176H211V177H208ZM220 176H222L224 180H223L222 177H220ZM252 176H253V177H252ZM260 176H261V177H260ZM3 177H4V178H3ZM30 177H31V178H30ZM207 177H208V178H207ZM227 177H228V180L226 181ZM5 178H6L7 180H6ZM27 178H29V179H27ZM204 178H205V180H204ZM211 178H213L212 180H214L215 178H217L218 180L215 179L216 181H215V182H214V181L212 182V181H211ZM229 178H230V179L232 178V179H231V180H232V183L230 182L231 180H229ZM236 178H237V179H236ZM240 178H241V180H243V181H241ZM2 179H3V180L5 179L4 181H6V183H5ZM219 179H220V180L222 179L223 181H221V182H224L225 184H223V183H221V182H218ZM245 179H246V180H245ZM254 179H255V180H254ZM261 179H262V180H261ZM33 180H34V179L32 178L28 183H30L31 181H32L31 183H33ZM202 180H203L204 182H202ZM207 180H208V181H207ZM233 180H234V181L237 180L238 183H237V182L234 183ZM251 180H252V181H251ZM258 180H260L261 182L258 181ZM87 181H86V182H87ZM206 181H207V183H206ZM209 181H211V182H209ZM225 181H226L227 183L229 182L230 185L227 184ZM239 181H240V182H239ZM250 181H251V182H250ZM255 181H256V182H255ZM83 182H85V181H83ZM83 182H80V184L82 185ZM86 182L83 183L84 186L82 185L81 187L84 188L85 186H88V182H87V183H86ZM135 182H136V181H135ZM242 182H243V186H242ZM245 182H247V183H245ZM3 183H4V185H3ZM208 183H209L210 185H209ZM211 183H212V185H211ZM213 183H215V184H213ZM216 183H217V185H216ZM239 183H240L241 185H240ZM250 183H251V184H250ZM257 183H258L259 185H258ZM86 184H87V185H86ZM202 184H203V185H202ZM206 184H207V186H206ZM219 184H220L221 186H220ZM222 184H223V185H222ZM226 184H227V186H228L229 188L226 186ZM244 184H245V185H244ZM246 184H247L249 187H248ZM1 185H2L4 188H3ZM7 185H8V184H7ZM224 185L226 186V188L224 187ZM231 185H232V186H231ZM239 185H240V186H239ZM5 186H6V187H5ZM214 186L216 187V189H219V188L221 187V188H220V190H221L222 187H223V189L226 190V191H225V190L222 191L223 189H222L221 191L217 190V192L219 191L221 194H223V195H221V194L219 193V195L222 196L223 199L226 198V197L228 196V197H227V200L225 199V201H223V199L218 195V193H216V189L214 188ZM217 186H218V187L220 186V187L218 188ZM241 186H242V187H241ZM257 186H258V187H257ZM7 187H8V188H7ZM209 187H210V188H209ZM6 188H7V189H6ZM85 188H86V187H85ZM208 188H209L210 190L212 189L214 192H213V191H210ZM231 188H232V190H231ZM233 188H234V190H233ZM214 189H215V190H214ZM227 189H230V190H227ZM235 189L240 190L241 192L239 193V192L236 190L237 192L234 193V192H235ZM251 189H252V190H251ZM4 190H5L6 192H5ZM9 190H10V191H9ZM2 191H3V192H2ZM208 191H210V192H208ZM227 191H229V193H228ZM233 191H234V192H233ZM243 191H245V192L248 193V194H246V193L244 192V195H246V198H245V196H244V199H243V194H242ZM250 191H251V192H250ZM4 192H5V193H4ZM9 192H10V194H7V193H9ZM206 192H208V193H207V196H206ZM232 192H233L234 194H232ZM254 192H255V194H254ZM256 192H257V193H256ZM12 193H13V194H12ZM213 193H214V194H213ZM215 193H216V194H215ZM252 193H253V194H252ZM258 193H260V194H258ZM1 194H3V195H1ZM4 194H5V195H4ZM210 194H211V196H210ZM212 194H213V196H212ZM228 194H229V195L232 194V195L229 197ZM239 194H240V195L242 194V196H240ZM9 195H10V199H8V198H9ZM225 195H227V196H225ZM235 195H236L237 197H236ZM252 195H253V197H252ZM257 195H259V196H257ZM260 195H261V196H260ZM3 196H4V197H3ZM218 196H219V197H218ZM223 196H225V197H223ZM239 196H240V197H239ZM248 196H249V197L251 196V197L248 198ZM262 196H263V198H262ZM207 197H208V198H207ZM209 197H210V198H209ZM241 197H242V198H241ZM5 198H7V199H5ZM45 198H46V197H44V199H45ZM220 198H221V200H220ZM230 198H231L232 200H229ZM14 199H15V198H14ZM235 199H236V201H237L238 199H240V201L238 200V201H237L238 203H237V202L235 201ZM242 199H243V200L246 199V200H248V201H245V202H244ZM259 199H260V200H259ZM218 200H219V201H218ZM233 200H234V202H233ZM241 200H242V201H241ZM2 201H3V202H2ZM9 201H10V202H9ZM47 201H48V202H47ZM136 201H137V200H136ZM251 201H252V203H251ZM258 201H259V202H258ZM13 202H14V203H13ZM227 202H230V203L227 204ZM231 202H232L233 204H232ZM255 202H256V203H255ZM9 203H10L11 205H9ZM12 203H13V204H12ZM42 203H44V205H46V207H45L44 205H43V206L45 207V210H46L47 212L44 211V210H43V212H45V213L47 214L49 211H51V210H50V209H51L50 207H52V205H51L52 203L50 204V200H49V199H46V201L43 200ZM137 203H138V202H136V204H137ZM240 203L243 205V207H242V205H240ZM243 203H244L245 205H244ZM246 203H247V204H246ZM6 204H7V205H6ZM230 204H232V205H230ZM261 204H263V205H261ZM4 205H5V206H4ZM48 205H49V207H48ZM50 205H51V206H50ZM239 205H240V206H239ZM246 205H247L246 209H248L249 211L245 209V206H246ZM8 206H9V208L11 209V211H10V209L7 211ZM11 206H12V207H11ZM138 206H139V203H138ZM138 206H136V211L142 215L143 212H142V211H138L139 209L141 210V208H138ZM224 206H227V207H225V208H226L225 210H224V208H223ZM229 206H230V207H229ZM249 206H250V207L252 206V207L250 208ZM208 207H209V206H208ZM208 207H207V209H208ZM228 207H229V209H227ZM253 207H254V208H253ZM49 208H50V209H49ZM242 208H243V209H242ZM252 208H253V209H252ZM137 209H138V210H137ZM222 209H223V211L221 212ZM231 209H232V208H231ZM48 210H49V211H48ZM209 210H211L212 212L209 211ZM213 210H214V211H213ZM226 210H227V211H226ZM207 211H208V212H207V214H208V215H207L208 218L212 217V219H214V217H213L212 215L214 214V212H217V211H216L215 209H213L212 207L209 208ZM228 211H229V214H228V213H225V212H228ZM254 211H255V212H254ZM6 212H7V213H6ZM16 212H17V213H16ZM90 212H92V215H93L92 217H93V218H94L95 216H96V218H97V213H94V214H93V212H95V210H94V211H90ZM8 213H10L11 216L8 215ZM11 213H12V214H11ZM210 213H212L211 216L209 215ZM251 213H253V214H251ZM262 213H263V214H262ZM48 214H49V213H48ZM255 214H256V216H255ZM261 214H262L263 216H262ZM13 215H14V216H13ZM17 215H18V214H17ZM7 216H9V218H10V217H12V218H10L9 221H8V219H7L8 217H7ZM209 216H210V217H209ZM225 216H226V217H225ZM242 216H244V217H246V218H248V217H250V218L246 219V218H242ZM247 216H248V217H247ZM251 216H252V217H251ZM258 216H260V217H258ZM3 217H5V218H3ZM6 217H7V218H6ZM253 217H255V219H254ZM14 218H15V219H14ZM259 218H262V219H259ZM6 219H7V221H5ZM12 219H13V220H12ZM212 219L210 218L209 220L213 221ZM94 220H95V218H94ZM96 220H97V221H96ZM96 220H95L96 222L94 221V223H95L96 225H98V224H97L98 221H99L98 218H97ZM226 220H228V219H226ZM262 220H263V221H262ZM17 221H18V223H17ZM248 221H249V222H248ZM253 221H255V222H253ZM12 222H13V223H12ZM21 222H22V220H21ZM252 222H253V223H252ZM256 222H257V223H256ZM6 223H7V224H6ZM9 223H10V224H9ZM237 223H238V222H237ZM247 224H248V225H247ZM7 225H8V226H7ZM14 225H13V226H14ZM19 225L21 226L22 224L20 223V224H18V226H19ZM239 225H240V226H239ZM245 225H246V227H245ZM252 225H253V226H252ZM11 226L8 227L7 229H8V231H9V233H10V228H11V230L13 231V234H12V231H11V235H12V236L9 235V237H10V238H9V241H11V243H12V244L10 243V245H11V249L13 250V253H14V258H15V257L18 258V259L15 258V259H16L15 261H17L18 263H19V262H20V263H25L24 261L27 260V261H26L27 263H25V264H29V263H28V257L25 258V256H27V255H25L26 253H25L24 251H22V253L19 252L20 249H19V251H17V250H18L17 248H22V247L18 246V244L21 245V244H20L21 241H20V243H19V240H21V239H20V236H19V235H20V229H21V227H18V226H17V227H18V228H17L16 226H14V227H13V226L11 227ZM249 226H250V227H249ZM239 227H240V229H239ZM5 228H3L4 232L7 230V229L5 230ZM14 228H16V229H14ZM52 228H53V227H52ZM95 228H96L97 230H96ZM95 228H94L95 231H97V232H95L96 237H97L98 235L100 236V239L98 238L99 236L96 238V239L98 240V242H99V240H101V239H102V240L105 239V240H104V242H105L104 245H106L107 247H106V246L104 247V245L101 244V242L103 243V241L99 242V244L103 246L102 249L104 250V252H106L108 249H107V250H105V249L109 247V252H110V246H109V244H107L108 239H107V241H106V238H107V237H106V233H105V232L103 233V230H100L99 226H98V228H97V226H95ZM243 228H244V229H243ZM17 229H18V232H19V233L16 231ZM98 229L100 230L101 233L99 232ZM241 229H242L243 231H245V232H243ZM248 229H249V230H248ZM260 229H262V230H260ZM239 230H240L241 233L239 232ZM8 231H7V232H8ZM262 231H263V232H262ZM7 232H5V233H7ZM98 232H99V234H97ZM242 232H243L244 234H246V236H245ZM9 233H7V234H9ZM16 233H18L19 235H17ZM233 233H234V234H233ZM239 233L243 235V239H242V236L240 235L242 241H240L241 239L239 238V237H240V236H239ZM247 233H248V234H247ZM14 234H15V235H14ZM100 234H101V235H100ZM103 234H105V235H103ZM5 235H6V234H5ZM16 235H17V236H16ZM232 235H233L234 237H233ZM236 235L238 236V238H237L238 240L236 239V237H237ZM262 235H263V236H262ZM14 236H16L17 238L14 237ZM104 236H105V237H104ZM230 236H231V237H230ZM235 236H236V237H235ZM256 236H257V237L259 236V237L257 238ZM6 237L8 238L7 235H6ZM11 237H12V238H11ZM101 237H102V238H101ZM245 237H246V238H245ZM14 238H16V239L14 240ZM227 238H229V239H231V240H228ZM233 238H234V239H233ZM250 238H251V239H250ZM260 238H261L262 240H261ZM10 239H11V240H10ZM12 239H13V240H12ZM16 240H18V242H17ZM232 240H233V242H230V241H232ZM235 240H237V242H236ZM253 240H254V241H253ZM12 241H14V242H12ZM15 241L17 242V244L15 243ZM244 241H246V242L244 243ZM252 241H253V242H252ZM240 242H242V243H240ZM247 242H248V243H247ZM249 242H250V245H249V246H251L250 248H249V246H248ZM260 242H261V243H260ZM13 243H15L16 246H15ZM236 243L239 244V245H236ZM253 243H254V244H253ZM258 243H259V244H258ZM229 244H230V246H229ZM240 244H242V245L240 246ZM251 244H252L254 247H256V248H254ZM261 244H262V245H261ZM12 245H13V247H12ZM244 245H245V246H244ZM246 245H247V246H246ZM14 246H15V247H14ZM237 246H238V248H236ZM261 246H263V249L261 248ZM16 247H17V248H16ZM242 247H243V248H242ZM252 247H253V248H252ZM13 248H16V249L14 250ZM240 248H241V249H240ZM245 248L249 250V252H248L249 257H250L251 252H254L255 249H256V250H255V253L257 252V255H258V256H257L255 253H252L250 258L248 257V255H247V258H246L245 255L247 254V251H248V250L246 251ZM251 248L254 249V250H252ZM238 249H240V250H243V249H244L245 252H242V251H240V250H238ZM22 250H23V249H22ZM251 250H252V251H251ZM257 250H258L259 252L262 251V252H260L261 255H262V257H261L260 253H259ZM250 251H251V252H250ZM16 252H17V253L19 252L18 254H20V257H19L18 254H15ZM242 253H243V256H242ZM21 254H22V256H21ZM23 254H24V255H23ZM254 254H255V255H254ZM15 255H16V256H15ZM240 255H241L242 257H241ZM259 255H260V258H261V259L259 258ZM23 256H24V258H23ZM233 256H234V257H233ZM236 256H237V258H238V257H239V258H238V259H237V258L235 259ZM253 256L255 257V259L253 258ZM256 256H257V257H256ZM21 257L23 258L22 260H21ZM240 257H241V258H240ZM245 258H246V259H245ZM248 258H249V259H248ZM252 258H253L254 260H253ZM256 258H257V259H260V261H256ZM233 259L230 260V261H233V262H234ZM243 259H245V260H243ZM247 259H248V260H247ZM23 260H24V261H23ZM261 261H262V263H260ZM233 262H232V263H233ZM236 262H235V264H236ZM249 262H250V263H249ZM256 262H258V263H256ZM20 263H19V264H20ZM233 264H234V263H233Z\"/></svg>",
    "mask_w": 264,
    "mask_h": 264
}]
</instances>
